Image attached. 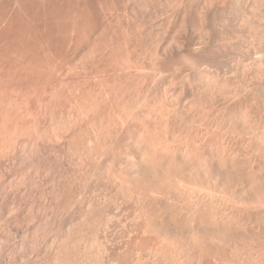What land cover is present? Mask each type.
I'll return each instance as SVG.
<instances>
[{
	"label": "rangeland",
	"instance_id": "1",
	"mask_svg": "<svg viewBox=\"0 0 264 264\" xmlns=\"http://www.w3.org/2000/svg\"><path fill=\"white\" fill-rule=\"evenodd\" d=\"M211 1H213L214 3ZM219 1L220 0H207V1L206 0H0V78H2L0 80V84H1L0 87H2L0 88V92L3 93V95L0 93V98H1L0 104H2L0 105L1 107L0 114L3 113L1 111L7 110L5 111V113L7 112L6 114L3 113V116L5 118L7 117L6 118L7 120L3 116L0 115V118H4L3 122H7V124L1 125L2 119H0V127H3V129L0 128V134H1L0 136L1 137L4 136L1 139V141L4 143L1 142L3 145L2 144L0 145L2 146V149L0 147L1 153L3 152L2 153L3 156L0 155L1 156L0 157V165H1L0 167V171H1L0 172L1 173L0 174V264H47V263H52V264H56V263L57 264L58 263L59 264H63V263L64 264L65 263L67 264H72V263L73 264H84V263L86 264H116V263L126 264L128 262H131L129 264H158V262L159 264H162L164 263L163 262L164 260H165L164 264L166 263L167 264H217V263L218 264H264V231H263L264 230V222H263L264 214L261 215L262 214L261 212L264 213V200L262 201V198H264V185H263L264 184L263 183L264 182V177H263L264 176V172H263L264 171V166H263L264 165V160H263L264 152L262 153L260 152V151H264V140H263L264 139L263 138L264 136V133H263L264 132V80H261L262 77L264 79V70L261 69V68H264V50H263L264 48L263 49L261 48L262 45L264 47V44H263L264 36H262L264 35V23H263L264 22V14H263L264 0H262L263 3L260 0H259L260 2L258 0H254V1L247 0V2L246 0H233V1L232 0H221L220 2ZM240 1H243V2H240ZM248 1L250 3L252 2L253 5L248 3ZM203 2H205L204 4L210 3L211 5L210 4L203 5L202 4ZM223 2L225 5L223 4ZM255 4L258 8L255 6ZM251 5H252V8H251ZM245 7L246 8L249 7L247 8L248 11L246 10ZM222 8L225 10H223ZM214 9L217 10V12ZM245 10L247 13L245 12ZM260 10L261 12L262 11L263 12L261 13ZM256 11L257 12L259 11V13H257ZM208 15L210 16L208 17ZM227 16L229 17V19ZM218 17L220 18L222 17L223 20H221L222 18L220 19ZM207 18L209 21L207 20ZM212 18H213V21H212ZM250 18H251V21H250L251 23L249 22ZM210 20L215 25H213ZM219 20H221L222 23ZM217 21H218V24H217ZM201 22L202 23L204 22V23L201 25ZM205 22H208V23H205ZM226 23H228L229 25ZM253 24L256 25L255 28H254L255 25ZM208 25L213 26V27L215 26L216 28L214 27L211 29V27H209ZM246 26H249L250 28L249 27L246 28ZM227 28H228V31H226ZM252 29L253 30L255 29V30L253 31ZM256 29H259V30H256ZM201 30L204 33H202ZM250 30H251V33H250ZM262 30L263 32H261ZM231 35L233 36V38ZM261 37H262V40H261ZM227 38L229 39L230 42L228 41ZM201 40L203 41L201 42ZM253 46H255V49ZM227 54L231 55L229 56V58L231 59H228ZM219 55L220 56L222 55L221 56L222 58ZM224 56H225V59H224ZM201 57L203 58V60ZM260 61L261 62L263 61V62L261 63ZM200 66H201V69H200ZM252 66L254 67V69L252 68ZM201 73L202 74L204 73V74L202 75ZM205 73H208V74H205ZM253 73L254 74L256 73V74L254 75ZM2 82L5 84V86L4 84L2 85ZM208 84L209 86L212 84L211 85L212 87L211 86L209 87ZM207 87L209 89L210 88L212 89L209 90ZM213 88L217 91H214ZM103 93H106L104 94L106 96H104ZM72 95L73 97H71ZM1 96L4 98L2 99ZM5 96L7 97L5 98ZM102 97H105L106 99L103 98L102 100ZM69 98L71 101H69ZM71 98H73L74 100ZM107 98H109L108 100L111 103L106 102L108 101ZM75 99L77 100L81 99L78 101L80 106L78 107L76 106L79 104L78 102H76L77 100ZM67 105L68 107L66 108ZM251 105L253 106L251 107ZM82 106L83 107L85 106L84 110ZM246 106L249 108H247ZM254 106L255 107L257 106V108L254 109ZM2 107L5 109H3ZM86 107H88V110ZM252 108H253L252 111L254 112H251ZM69 109L71 110L72 113L69 111ZM247 109L249 110V112L253 114L249 113L248 111H245ZM78 110L79 111L81 110L82 112L81 111L79 112ZM109 110H112L111 111L112 113L110 112L111 114H109ZM64 112H66L65 115H64ZM236 112L239 114H237ZM80 113H84L85 115L82 114L83 117H81L82 115ZM235 113L237 117L234 116ZM116 114H118V116H116ZM67 116H69V118ZM74 117L76 118V120ZM164 117L165 118L167 117V118L165 119ZM92 118H94L95 120ZM86 120L87 122L90 121L88 122L89 126L91 122L94 121V123L93 124L91 123L92 126L89 127L87 126V122L84 125ZM70 121H72V124L74 125H72ZM162 121H165L166 124H164L165 122H162ZM64 122L65 123L68 122L67 124L70 123V125H68L69 127ZM95 122L98 124V126ZM110 124H111V129H112V126H114L115 124L117 131H116L115 126L111 130L109 128ZM116 124H118V126ZM163 124L166 125L167 128L166 126H163ZM4 125H7L5 126L6 128L4 127ZM63 125L66 127H64ZM83 126H85L86 128ZM93 126H96V128ZM91 127L93 128L91 129ZM250 128H251V131H250ZM254 128L255 129L257 128V129L254 130ZM1 129L4 130L3 131L4 135L1 132L2 131ZM88 129L91 130L90 132H93L95 130L96 135H95V131L92 134L89 132ZM16 130H18L19 133H17L18 131ZM47 130L51 131V132L50 131L48 132L49 136L45 135L47 134L46 133ZM78 130L79 131L81 130V131L78 132ZM108 130H110L111 132L112 131L113 132L115 131V132L111 133L110 131L108 132ZM40 131L42 135L40 134ZM59 131L62 134L59 133ZM72 131H75L76 133ZM134 131L135 133H133ZM136 131H139V132L141 131L140 133L138 132L139 133L138 136H137ZM252 131L255 133L252 134ZM29 132H33L32 134L30 133V137L28 136ZM81 132L83 135L81 134ZM142 132H144L145 136L147 135V138H149V136L150 138L153 137L152 138L153 140L155 138L154 142L152 139L149 138L152 141L151 143H148V145L150 144L148 146L149 149L148 148L146 149V147L143 146L142 143H140L142 141H139ZM34 133L36 135H34ZM89 134L90 135L92 134L91 137L93 138L91 137L89 138ZM97 134L99 135L100 140ZM112 134H115V135H112ZM162 134L164 136H162ZM31 135L32 136L34 135L33 136L34 141H32L33 144L30 141V139L33 140ZM74 135L78 137V139H76ZM84 135L87 139L84 137ZM105 135H107V137ZM108 135L110 136L112 135V136L110 137ZM123 135H125V137H123ZM41 136L43 137L42 138L43 140H41ZM116 136H117V139L119 138V141L121 142L116 140L115 138ZM120 136H122V138H120ZM57 138H59V140ZM94 138H97L98 140ZM112 138H114L115 140ZM126 138H128L127 140H129V143L126 142L127 141L125 140ZM15 139H17V141L19 140L20 142L17 143ZM50 139L52 141L54 139V141L52 142ZM122 139L125 141H123ZM132 139H134V141ZM10 140H12V142ZM14 140L17 146V150L13 148L14 147L13 145H15V143L13 142ZM38 140L40 141V143ZM86 140L89 143L91 142V144L87 143ZM150 140H148V142ZM111 141L113 145L110 144ZM115 141H117L118 143ZM8 142H10L9 143L10 145H6L8 144ZM57 142L60 144L58 145ZM11 143H13V145ZM42 143L44 146L42 145ZM116 143L117 145L119 144L118 145L119 148L117 150L120 152H118L117 150H114L117 148V147L114 148L115 146H117ZM132 143L134 146L132 145ZM152 143L154 144L153 147H151V145H153ZM197 143L200 145H198ZM202 143L203 145H201ZM229 143H230V146H229ZM72 144H73V147H72ZM84 144H87L85 146L89 148L84 147ZM137 144L141 145V148L140 146L138 147ZM218 144H221V146ZM261 144L263 145L260 146ZM33 145L34 147H32ZM188 145H189V149L187 148ZM190 145H191V148H190ZM164 146L167 147L168 149L166 150L167 152L164 151V148H165ZM210 146H212V149L214 148L215 150L210 149L211 148ZM6 147L9 148L8 152L6 151L7 150ZM136 147L139 148V150ZM160 147L161 149H158ZM231 147L234 150H232ZM84 149L86 152L84 151ZM86 149H88V152ZM131 149L132 150L134 149V151H132ZM140 149H142L143 153H141ZM173 149L176 152L179 151L180 153L181 152L182 153L180 154L179 152H177V155H176L175 154L176 152L173 151ZM194 149L195 150L198 149L196 150L197 152ZM208 149L210 151H207ZM222 149H225V150H222ZM2 150H5L7 153ZM92 150L94 151L90 153ZM156 150L159 152L161 151L160 156H158L159 154L155 152ZM123 151H126L127 154L130 152L132 156L128 154V157H127V154H125V152ZM146 151L147 152L150 151L149 152L150 157ZM162 151L165 154H167L166 156H169V155L170 156L168 158H165V154L161 156ZM172 151L174 152V155ZM198 151L200 155L198 154ZM221 151H223V153ZM82 152H84V154ZM114 152L119 153V154H116V153L114 154ZM111 153L114 154V156ZM134 153L135 155L137 153V156L133 155ZM191 153H194L195 155ZM224 153H227L229 155L231 154L230 156H232L231 158L232 162L230 158H228L229 155L227 156V154H224ZM153 154L155 156H153ZM115 155L117 156L115 157ZM178 155L180 157H178ZM156 156L158 157V159ZM238 156H240L241 158ZM247 156L249 159L247 158ZM114 157H115V160H114ZM146 157H148L149 160H153L156 167L153 166L154 163L151 164L152 161L149 162L148 159L146 162H144L145 160L143 159L144 158L146 159ZM159 157H161L163 161ZM197 157L200 159H197ZM245 157H246V160H244ZM137 158H140V160H137ZM164 158L166 159L168 164L165 163ZM179 158L181 160H179ZM226 158L229 159L230 161H228ZM117 159L118 160L121 159V160L117 161ZM132 159L135 161H133ZM156 159L158 160V162H156L157 161ZM261 159L263 161H261ZM194 160L196 162H194L193 164ZM212 160H213V163H212ZM223 160H226V161L222 162ZM252 160H253V163H251ZM110 161H112V163ZM127 161H128V164H127ZM171 161H173V163ZM233 161L235 164L237 162L238 166L233 164ZM161 162L165 163L164 166L166 167H169L168 165H170V163H172V165L175 164V166L173 167H174V173H176V175L172 172L173 171L172 165H171L172 168L169 171L172 173H169L168 170L170 168H163L164 167L163 165L162 167H160ZM221 162L223 164H221ZM230 162L231 164H233V166L231 164L230 165L226 164ZM245 162L247 164H245L246 166L243 167L242 165H244ZM113 163L114 165L116 163L115 169H114L115 166L113 165ZM131 163L132 164L134 163L133 166ZM145 163H147L148 165ZM158 163L160 164V166H158ZM178 163L180 164L183 163V164H181L180 166H176V164ZM208 163H209V166L207 167ZM3 164L4 166H2ZM136 164L138 166L134 167ZM142 164L145 167H143ZM204 164L206 165V169L204 168ZM183 165L184 166L186 165V166L183 167ZM189 165L191 167L193 166L192 168H190L191 171L188 168L190 167ZM210 165L212 166L215 165V168L214 167L210 168ZM220 165L222 168L220 167ZM252 165H254V167ZM111 166L113 167L114 170L111 168ZM140 166L143 170L139 168ZM146 166H147V169L149 167L148 171L146 170ZM226 166L230 169L226 168ZM230 166H232V168ZM154 167L160 168V171H158L159 174L157 172L158 169H155ZM181 167H183L181 169L183 173L180 171ZM133 168L135 170H133ZM138 168H139V171L141 172L137 170L138 171V174H137L136 169ZM161 168H162V171L163 169L164 171L167 170L165 171L166 174L164 173V171L162 173ZM176 168H178L179 170H177ZM194 168L196 169L198 168V169L196 170ZM241 168L245 169V170L243 169L245 173L243 170H242L243 172L240 170ZM110 169H112L111 171L113 172H110L109 171ZM211 169L213 171L215 169V172L211 171ZM231 169H234V172ZM227 170L228 171L230 170V172H228ZM255 170H257V173ZM178 171H180L182 174L179 173ZM192 171H193V174L194 172L195 174L196 173L197 174L196 175L190 174L192 173ZM206 171H207V174H206ZM247 171L255 175L256 178L253 177L252 174L249 173L250 180H247L249 176V174L248 175L246 174L248 173ZM211 172H213L215 176L220 175V173L221 175L215 177L214 174ZM216 172L219 174H217ZM110 173L111 174L114 173L113 174L114 176L116 175L117 176L119 175V176L112 177ZM133 173H135V175ZM139 173H142V174H139ZM148 173H150L151 177L154 176V174L155 175L157 174L158 176L156 175L154 176V178L152 177V179L149 177L150 178V181H149L148 177H146ZM161 173L164 174L167 178L172 175L175 176L174 178L176 179H175L174 184H173L174 180L172 178L173 176L171 177L172 184H170L169 179L171 178H169L168 180H165V179L162 180V178H164L165 176L162 177ZM210 173L212 176L210 175ZM143 174H145L144 175L145 178L143 179H146L145 180L146 183L147 181L149 182V184L150 182L157 181L156 183L154 182L155 184L154 183L153 184L157 186V184L159 183L160 187L162 188V186L164 185L163 181H165V184H167L165 185L166 188L161 189L158 186L159 190L158 188L153 190L152 188L155 187L154 185L151 188L149 187V184L145 183L144 180L143 182L140 180V178L142 177L141 175ZM168 174H172V175L168 176ZM180 174L182 175V179H184L183 181L186 182L185 184L188 185L190 184V182L195 183L194 181L196 180H197L196 182L198 183H196L195 186L192 185L193 183H191L190 185H188L190 187L189 188L187 185H184L182 183L183 182L182 180H180L181 182L179 183V187H178L177 186L178 183L177 185L175 184L176 182H179L178 178ZM183 174L186 175V177L189 179L190 182L188 181L187 183L188 179H186V177ZM227 174H230L232 177H234L233 182H232V177L230 176L229 178ZM131 175H133V177ZM138 175H140L141 177H139ZM257 175H259L261 179ZM120 176H122L121 180L123 179V181H120L119 179ZM208 176L209 177L211 176V177L208 178ZM160 177H161V180H160ZM241 177H244L246 180ZM132 178L134 181L132 180ZM201 178L207 182V185L209 187L207 185H204L206 184V182L203 181ZM138 179L140 182L137 181ZM158 179H159V182H158ZM211 179H212V182L210 181ZM217 180H218V184L216 182ZM221 180H222V183H221ZM141 182L143 183V185H147L150 189H152L153 191L149 189L151 194L153 193V195L155 196L157 194L159 199L157 198V196L153 197V195L151 199L150 192H149L150 197H148V195L146 194V192L148 193V191L145 192V190H147L148 188H145L144 192H143V189L142 191L138 190L139 193H137L136 191L137 188L134 186L138 185ZM166 182L169 183V187H168V183ZM227 182L229 183L231 182V183L229 184ZM213 183L217 185L214 186ZM250 183H255L256 185L258 184L260 185L256 187L255 184H250ZM141 184H139L138 186L140 187V189L143 187H146V186H143V187L140 186ZM182 184L184 186H182ZM245 184L247 185L249 184L248 185L249 187ZM131 185H133L132 187H134L135 189H133ZM151 185L152 183L150 184V186ZM172 185H174L173 190H175V191L172 190V193L174 192L173 194L171 193V188H170V187H173ZM180 185L183 187V189L187 186V189H184V194L186 193L187 196L188 194L190 195V197L188 196V198H190L189 200H191L193 197L191 196L190 193L194 195V193L196 192L195 193L196 196L194 195L195 197H193L194 201L196 200L197 195H199L198 198L201 197V199L199 198L201 201L200 200L198 201L200 202V205H202L201 203L202 198L206 199V197L209 195L206 199L208 201V198H209L208 203L205 199H203L205 200L203 202L204 203L206 202V203L205 204L203 203L202 206L204 208L201 206V209H200L199 202L193 201L189 203V200L186 202L187 196L184 195L186 196L184 198L183 194L181 195L183 191H181L182 187H180ZM200 186H202L203 188V193H202ZM205 186L207 187L205 188ZM167 187L169 188V190L167 189ZM254 187L256 188V190L254 189ZM188 188L192 190V192L190 191L188 193L187 192L189 191ZM244 188L246 189L244 190ZM166 189L168 192H165ZM178 189L179 191H177ZM204 189H206V191ZM210 189L211 191H216L217 194H220V195L222 194L225 196L228 194L229 195L227 198L225 196L222 198V197H219V195H217L215 192H213V194L215 193L216 196H218V199H216L219 202L218 204L216 200L214 201V199L216 198V196H214L215 194L214 195L207 194L209 193ZM216 189H220V190H216ZM222 189L224 191H222ZM234 189L236 190L238 189L236 193L234 192ZM134 190L136 192H134ZM162 190L164 191V193ZM225 190H226V193H225ZM154 191H157V192L155 193ZM158 191H160V193ZM198 191L200 193H198ZM262 191H263V194H261ZM141 192H143V195H140ZM178 192H181V193H178ZM240 192L241 193L244 192V193L241 194ZM250 192H252V194H250ZM161 193H163L164 195L163 194L161 195ZM168 193L171 195L169 196ZM246 193L248 194L245 195ZM174 194H177V195L180 194L182 197L178 195L179 196L178 199L180 200L182 198L181 201H179L178 199L176 200L177 196L176 195L173 196ZM239 194L241 196H239ZM203 195L205 197H202ZM230 195L232 198H230ZM251 195L254 197H252ZM139 196L140 197L142 196L143 199H141L142 197L140 198ZM162 196H165V198L167 197L166 200H168L169 202L165 201L164 198H162ZM236 196L243 201H240V199H237ZM154 198L155 199L157 198V200H153ZM219 198H221L222 200L224 199L226 200L220 201L221 199L219 200ZM257 198H260L262 203ZM139 199H141L143 202L146 201L145 202L146 204L143 203ZM228 199L229 200L231 199L230 200L231 202H229ZM147 200L148 202L150 201L148 204H147ZM151 200L155 201V203L154 202L152 203ZM158 200H160V202H158ZM210 200H213L215 202L214 204H216L217 206L218 205L220 206L224 203H225L224 204L225 206L222 205L224 207L220 206L221 207L220 208V207H217L216 205H213L212 207L211 206L212 201L210 202ZM163 201H165L166 204L168 203L171 207L167 206L168 204L167 205L165 204L166 206L163 205L165 203ZM177 201H179L178 203L180 205L177 203ZM236 201L239 203L233 204V203H236ZM254 201L256 202L255 204H253ZM257 201H260V202H257ZM209 202L211 205L209 204ZM161 203H163L162 205L165 209L169 207V209L171 208L173 209L172 211L174 210L176 211L177 209L179 210H177V213H175V211L173 212L175 213V215L172 212H171L172 214L169 212L171 215L169 213L167 214L166 211H171V210L169 209L165 210L163 207H161L162 206L160 205ZM195 203L196 205L198 203V208L200 209V211L199 209L197 211L199 213L202 211V216L206 214L204 218H201L202 217L201 216L198 220V217L200 214L197 211H195L196 209H193L196 206ZM240 203L243 205V207L245 206L244 203L246 204V206L243 208ZM258 203L259 204L261 203L263 210L261 209L260 206H258L259 205ZM138 204H141V205L139 206ZM153 204H155L156 206L153 207ZM232 204H233V207H231ZM256 204H258L257 207H256ZM85 205L86 207H84ZM95 205L97 207H100L101 210L97 208ZM144 205H146L148 209ZM159 205L161 208H163L162 210L159 209L160 208L158 207ZM174 205L175 206L178 205V206L175 207ZM208 205H210L211 208L208 207ZM247 205H248V208L249 206L251 207V209L250 208L249 209L254 213H251V211L247 208ZM189 206H190V209L192 208L191 206H194L192 208L194 210V211L192 210V213H195L194 214L195 216L192 215L191 210L189 209ZM215 206L216 208H214ZM149 207L150 208L152 207L151 208L152 211L154 210L155 211L152 213ZM234 207L237 210V213H236V210H233V211L231 210V208L234 209ZM83 208H87V209H83ZM145 208L147 210H144ZM174 208H177V209H174ZM180 208L182 209L184 208V209L182 210ZM206 208H207V212L208 210H211V209L217 212L219 208L223 210V211L221 210L220 212L222 213L224 211L225 212L223 215L218 214L219 212H217V214L219 215L218 216L216 212L210 211L208 212V215H209L208 216L207 213H205ZM82 209L85 214L83 213ZM188 210H190L191 214L189 213ZM241 210L243 211L246 210V211L243 213V211ZM259 210H262V211L259 212ZM88 211H90L89 214H87ZM93 211L97 214V216L94 215ZM182 211H184L185 213ZM99 212L101 213V215H99ZM161 212H164L165 215L164 213L160 215ZM211 212L213 215H211ZM258 212L261 213L260 214L261 217H259L260 215ZM151 213L152 215H149ZM226 213L227 215H225ZM228 213L230 214V216ZM92 214L93 216H91ZM184 214H186V216ZM105 215L108 216L109 218L107 219ZM140 215H142V217ZM173 215L174 216L178 215L176 216L178 217V219L174 217ZM196 215L198 216L197 218H196ZM220 215H222L221 216L222 219L217 218V216L220 217ZM85 216L86 217L89 216L88 220ZM165 216H167L168 218ZM226 216H228L229 219ZM91 217L95 218V222L93 218ZM146 217L148 219L153 218V220H148ZM161 217H162V220H159V218L161 219ZM187 217L191 219L190 220L191 222H189V224L187 223L188 222ZM223 217H226V218L223 219ZM77 218H80V220H78ZM141 218L142 219L144 218V219L142 220ZM165 218H166V221H165ZM184 218L187 222L184 220ZM139 219H141V221ZM163 219H164V222H163ZM215 219L217 220L218 223L215 222L216 221ZM218 219L219 220L221 219L223 221V222L221 221L222 224L219 222ZM249 219H251V221ZM102 220L104 223L106 222L107 224H109L110 222V224L107 225L105 223L103 225ZM137 220L139 221L137 222ZM147 220L149 222H147ZM177 220H179L180 222ZM194 220L198 221L197 223L195 221L196 225L194 224ZM201 220H203L204 222ZM81 221L84 223H82ZM158 221L159 222L161 221L160 223L162 224H160ZM174 221L175 223H173ZM229 221H231V225ZM234 221L236 223H234ZM237 221L240 224H238ZM90 222H93L95 224L97 223L98 225L96 224L97 226H93V223H90ZM134 223H135V226L133 225ZM148 223L149 225H152L150 226L152 228L148 227L147 225ZM214 223L216 224L213 225L212 227V224ZM219 223L221 224L222 227H220ZM249 223H251V225ZM85 224L88 226L83 227L85 226ZM192 224H193V229H194V225L196 226L195 230L191 228ZM237 224L241 226H238ZM141 225L142 227L143 226L145 227V230H144V227L143 228L141 227ZM228 225L230 227L229 229L231 230L228 229ZM243 225L246 229L243 227ZM254 225L255 226L257 225L258 227L256 226L257 227L256 228ZM78 226H80L83 229L81 230V228ZM162 226L163 227L165 226V228H163ZM198 226L199 228H197ZM236 226L242 230L245 229L242 232L243 234L238 232L239 234L236 235L237 231H240V232L242 231L239 228H236ZM133 227L134 228L136 227V229H134ZM154 227L156 230L154 229ZM167 227L168 229H166ZM216 227H219V228H216ZM251 227L254 228L255 231H253ZM141 228L143 232L145 231L144 233L141 231ZM189 228L192 229V230L190 229V231H194L193 232L194 234H196L197 232H203V231L205 233L203 232L204 234L197 233L198 235L197 234L192 235L193 233L188 230ZM200 228L203 230L201 231ZM226 228H227V231H226ZM93 229L94 230L96 229V230L94 231ZM206 229H208L209 231ZM157 230H158V233H156ZM213 230H215L216 232H214ZM148 231L150 233H148ZM177 231H180V232H177ZM206 231L208 232V235L211 233V231L214 232V234L216 233V236L219 237L217 238L215 236L218 239V241L220 238L222 239L223 236L225 237V239H222V240L220 239L221 242L216 241L219 243V246L217 243L215 244L218 247V248L216 247L217 249L215 248V246H213L214 245L213 244L211 245V247L212 246L213 247L210 250H208L210 248L209 247L210 243L212 244V242L208 243L209 246L206 243L209 240L215 241L217 239L213 238L214 235L212 234L208 236ZM232 231L234 232L235 235L233 234ZM256 231H260L263 234L258 233ZM136 232L139 236L137 234L135 235ZM167 232H170V234ZM218 232L224 233V234H221L222 237L219 235ZM97 233H99V235ZM162 233L163 235H161ZM200 234L203 235L202 237H205V235L207 236L205 237V239L202 238L201 240ZM226 234L227 235L233 234L234 236H236V238H234L233 236L227 237L225 236ZM246 234H249L247 235L248 237L245 236ZM78 235H79V238H78ZM143 235H146V236L143 237ZM136 236L143 238L142 241H140L141 238L138 239V237ZM149 236L151 237L150 240L152 243H154V246L151 242L148 243V241H150ZM152 236L153 238L154 237L155 238L153 239ZM168 236L169 238L171 236V238L169 239ZM173 236L176 238L178 236L177 242H176V238L174 239ZM183 236H185L184 237L185 239H183ZM190 236L193 237L194 242L191 240ZM255 236H257V238ZM158 237H159V240H158ZM144 238H147L148 241L147 239H144ZM199 238L200 240H198ZM136 239H138V241ZM227 239H228L227 243L229 242L230 244L226 243ZM257 239L259 241L258 243H257ZM70 240L72 243L70 242ZM112 240H115V242L114 241L112 242ZM123 240L127 242V244H125ZM167 240L168 242H171V244L169 243L171 246L167 244L168 243ZM58 241L60 245L58 244ZM78 241H79V244H77ZM156 241H157V244L160 246L156 244ZM161 241H162V244H161ZM189 241H192L194 244L190 243ZM200 241H203L205 245H207L208 247L206 246V249H205V245L202 246L203 242L201 244ZM73 243H75L76 245ZM112 243L114 244V246L112 245ZM128 243L129 244L131 243V244L129 245ZM178 243L179 244L182 243V244L179 245ZM189 243H190V246H189ZM197 243L199 244L197 248H200V245H201L200 250L202 249V251L198 249H196L198 251H195L194 247L197 246ZM220 243H222L223 245L225 243L227 244L226 246L225 245L222 246V247H225L224 248L225 250L222 247H220V245H222ZM251 243H254V245ZM141 244H144V246ZM145 244L147 246L151 245V247H149L148 249L147 246H146L147 248L145 247ZM172 244L176 245L177 247ZM186 244L188 245V247L185 246ZM256 244L259 247L260 246L261 247L258 248ZM61 245L63 246L61 247ZM156 245L160 249H158ZM162 245L166 247V249L162 247ZM119 246L121 247V249ZM128 246H129V249H128ZM133 246L134 247L136 246L138 248L135 247L136 249L135 248L133 249ZM254 246L257 248H255ZM123 247L125 248L123 249ZM143 247L147 249L148 253H146L147 251L144 250ZM161 247L164 249L163 251ZM171 247H173L175 250H173V248ZM229 247L231 248V250ZM102 248L106 251L108 248L109 249L106 252ZM151 248L153 249L155 248L156 250H159V251L161 250V252L159 253V251H156L155 249H154L155 252H153L152 251L153 249ZM167 248L169 249L167 250ZM213 248H215L214 249L215 251L217 250L215 253H212L214 251ZM247 248L249 249V251ZM254 248L258 250L255 251ZM62 249H63L62 251L63 253L60 252ZM101 249L103 250V252ZM237 249H240V252ZM131 250H133V252ZM136 250H139V251H136ZM211 250L212 252L210 254L211 255L213 254L212 255L213 257L210 254L208 255L209 251ZM222 251L225 255H223ZM57 252H59L61 255L59 253L58 254L60 256L57 255ZM193 252L195 254L197 253L198 255L197 254L195 255ZM149 253L151 254L149 255ZM68 255L69 257H67ZM84 255H86L87 257ZM134 255L138 257L135 256L136 258L134 259ZM146 255H148L149 257ZM158 255L159 256L162 255L161 256L162 258L161 259L158 258ZM81 256H84V257H81ZM118 256L119 258L121 257L120 259L122 260H120ZM199 256H200V260H199ZM205 256L207 259L205 258ZM208 256H210L211 259L213 258L212 262L209 261L211 259ZM52 257L54 258L52 259ZM218 257H221V258H218ZM78 258H81V259L79 260ZM148 258L150 259V261L147 262ZM67 259L69 260V262ZM113 260H114V263H113ZM117 260L119 263L117 262ZM160 260L162 262H160Z\"/></svg>",
	"mask_w": 264,
	"mask_h": 264
},
{
	"label": "bare ground",
	"instance_id": "2",
	"mask_svg": "<svg viewBox=\"0 0 264 264\" xmlns=\"http://www.w3.org/2000/svg\"><path fill=\"white\" fill-rule=\"evenodd\" d=\"M206 1H207V0H206ZM220 1H221V0H220ZM220 1H219V2H220ZM232 1H233V0H232ZM253 1H254V0H253ZM258 1H259V0H258ZM260 1H262V0H260ZM260 1H259V2H260ZM208 2H209V1H208ZM211 2H213V1H211ZM219 2H218V3H219ZM229 2H230V1H229ZM229 2H228V3H229ZM240 2H243V1H240ZM244 2H245V1H244ZM246 2H247V0H246ZM256 2H257V1H256ZM256 2H255V3H256ZM204 3H205V2H203L202 4H203V5H207V4H208V3H206V4H204ZM213 3H214V2H213ZM238 3H239V1H238ZM248 3H250V2L248 1ZM262 3H263V1H262ZM209 4H210V3H209ZM209 4H208V5H209ZM215 4H217V3H215ZM223 4H224V2H223ZM241 4H242V3H241ZM246 4H247V3H246ZM250 4H252V2H251ZM259 4H260V3H259ZM210 5H211V4H210ZM212 5H213V4H212ZM219 5H220V4H219ZM221 5H222V4H221ZM224 5H225V4H224ZM224 5H223V6H224ZM252 5H253V4H252ZM252 5H251V8H252ZM201 6H202V5H201ZM217 6H218V5H217ZM223 6H221V7H223ZM242 6H243V5H242ZM244 6H245V5H244ZM249 6H250V5H249ZM255 6H256V4H255ZM226 7H227V6H226ZM256 7H257V6H256ZM256 7H255V8H256ZM261 7H262V6H261ZM245 8H246V7H245ZM245 8H244V9H245ZM247 8H249V7H247ZM247 8H246V10H247ZM257 8H258V7H257ZM259 8H260V7H259ZM216 9H218V8H216ZM219 9H220V7H219ZM222 9H223V8H222ZM222 9H221V10H222ZM228 9H229V8H228ZM202 10H203V9H202ZM212 10H213V8H212ZM212 10H211V11H212ZM214 10H215V9H214ZM223 10H225V9H223ZM240 10H241V8H240ZM246 10H245V12H246ZM257 10H258V9H257ZM263 10H264V9H263ZM206 11H208V10H206ZM215 11L217 12V10H215ZM215 11H214V12H215ZM247 11H248V10H247ZM251 11H252V10H251ZM200 12H201V10H200ZM212 12H213V11H212ZM218 12H219V11H218ZM241 12H242V10H241ZM245 12H244V13H245ZM253 12H254V11H253ZM253 12H251V13H253ZM256 12H257V11H256ZM260 12H261V10H260ZM262 12H263V11H262ZM262 12H261V13H262ZM207 13H208V12H207ZM222 13H223V12H222ZM225 13H226V12H225ZM246 13H247V12H246ZM248 13H249V12H248ZM257 13H259V11H258ZM211 14H212V13H211ZM211 14H210V15H211ZM263 14H264V12H263ZM210 15H208V17H209ZM214 15H215V14H214ZM214 15H213V16H214ZM217 15H218V14H217ZM224 15H225V14H224ZM224 15H223V16H224ZM251 15H252V14H251ZM201 16H202V15H201ZM211 16H212V15H211ZM219 16H220V15H219ZM223 16H222V17H223ZM244 16H245V14H244ZM256 16H257V15H256ZM203 17H204V16H203ZM222 17H221V18H222ZM227 17H228V16H227ZM246 17H248V16H246ZM261 17H263V16H261ZM215 18H216V17H215ZM218 18H220V17H218ZM221 18H220V19H221ZM225 18H226V17H225ZM225 18H224V19H225ZM230 18H231V16H230ZM243 18H244V17H243ZM243 18H242V19H243ZM205 19H206V18H205ZM210 19H211V17H210ZM228 19H229V17H228ZM255 19H256V18H255ZM260 19H261V18H260ZM207 20H208V18H207ZM216 20H217V19H216ZM221 20H223V18H222ZM221 20H219V21H221ZM234 20H236V19H234ZM245 20H246V19H245ZM208 21H209V20H208ZM210 21H211V20H210ZM212 21H213V18H212ZM212 21H211V22H212ZM224 21H225V20H224ZM226 21H227V20H226ZM242 21H243V20H242ZM247 21H248V20H247ZM250 21H251V18H250L249 22H250ZM240 22H241V21H240ZM255 22H256V21H255ZM255 22H254V23H255ZM261 22H262V21H261ZM203 23H204V22H203ZM203 23L201 22V25H202ZM205 23H208V22H205ZM221 23H222V21H221ZM229 23H230V22H229ZM234 23H235V22H234ZM250 23H251V22H250ZM250 23H249V24H250ZM263 23H264V22H263ZM209 24H210V23H209ZM212 24H213V22H212ZM217 24H218V21H217ZM226 24H228V23H226ZM242 24H243V23H242ZM244 24H245V23H244ZM213 25H215V24H213ZM221 25H222V24H221ZM228 25H229V24H228ZM253 25H255V24H253ZM258 25H259V24H258ZM208 26H209V25H208ZM208 26H206V27H208ZM225 26H226V25H225ZM231 26H232V25H231ZM209 27H211V29H212V28H214L215 26H214V27H213V26H209ZM247 27H249V26H246V28H247ZM250 27H251V25H250ZM250 27H249V28H250ZM255 27H256V25L254 26V28H255ZM258 27H259V26H258ZM262 27H263V25H262ZM215 28H216V27H215ZM208 29H209V28H208ZM211 29H210V30H211ZM238 29H239V28H238ZM244 29H245V28H244ZM262 29H263V28H262ZM224 30H225V29H224ZM252 30H253V29H252ZM254 30H255V29H254ZM254 30H253V31H254ZM256 30H259V29H256ZM260 30H261V29H260ZM205 31H207V30H205ZM208 31H209V30H208ZM215 31H216V30H215ZM226 31H228V28H227ZM240 31H241V30H240ZM201 32H202V30H201ZM209 32H210V31H209ZM243 32H244V31H243ZM261 32H263V30H262ZM202 33H204V32H202ZM225 33H226V32H225ZM247 33H248V32H247ZM250 33H251V30H250ZM259 33H260V31H259ZM227 34H228V33H227ZM257 34H258V32H257ZM261 34H262V33H261ZM261 34H260V35H261ZM208 35H209V34H208ZM250 35H251V34H250ZM204 36H205V35H204ZM231 36H232V35H231ZM262 36H264V35H262ZM201 37H202V36H201ZM206 38H207V37H206ZM222 38H223V37H222ZM232 38H233V36H232ZM258 38H259V37H258ZM203 39H204V38H203ZM207 39H208V38H207ZM207 39H206V40H207ZM227 39H228V38H227ZM206 40H205V41H206ZM222 40H223V39H222ZM222 40H221V41H222ZM258 40H259V39H258ZM261 40H262V37H261ZM202 41H203V40H201V42H202ZM226 41H227V40H226ZM228 41H229V39H228ZM259 41H260V40H259ZM263 41H264V40H263ZM224 42H225V41H224ZM229 42H230V41H229ZM229 42H228V43H229ZM254 42H255V41H254ZM254 42H253V43H254ZM203 43H204V42H203ZM253 43H252V44H253ZM259 43H260V42H259ZM261 43H262V42H261ZM263 44H264V43H263ZM255 45H256V44H255ZM253 47H254V49H255V46H253ZM261 48H262V49L264 48L263 45H262ZM263 50H264V49H263ZM263 50H262V51H263ZM226 51H227V50H226ZM225 53H227V52H225ZM229 54H230V53H229ZM229 54H227V55H228V59H231V58H229V56H231V55H229ZM222 55H223V54H222ZM222 55H221V56H222ZM224 55H226V54H224ZM248 55H249V53H248ZM219 56H220V55H219ZM221 56H220V57H221ZM201 58H202V57H201ZM221 58H222V57H221ZM224 59H225V56H224ZM199 60H201V59H199ZM199 60H198V61H199ZM202 60H203V58H202ZM257 61H258V60H257ZM203 62H204V61H203ZM258 62H259V61H258ZM260 62H261V61H260ZM262 62H263V61H262ZM262 62H261V63H262ZM201 63H202V62H201ZM255 63H256V62H255ZM255 63H254V64H255ZM254 64H253V65H254ZM199 65H200V64H199ZM254 66H255V65H254ZM256 67H257V66H256ZM256 67H255V68H256ZM259 67H260V66H259ZM252 68L254 69L253 66H252ZM200 69H201V66H200ZM257 69H258V68H257ZM261 69L264 70V68H261ZM198 70H199V68H198ZM204 72H205V71H204ZM207 72H209V71H207ZM256 72H257V70H256ZM260 72H261V71H260ZM2 73H3V72H2ZM198 73H199V72H198ZM262 73H263V72H262ZM201 74H202V73H201ZM203 74H204V73H203ZM203 74H202V75H203ZM205 74H208V73H205ZM243 74H244V73H243ZM253 74H254V73H253ZM255 74H256V73H255ZM255 74H254V75H255ZM259 74H261V73H259ZM1 76H2V75H1ZM21 76H22V74H21ZM260 76H261V75H260ZM22 78H23V76H22ZM24 78H26V77H24ZM1 79H2V78H0V80H1ZM261 80H264L263 77L261 78ZM212 83H213V82H212ZM215 83H216V82H215ZM261 83H262V82H261ZM3 84H4V83L2 82V85H3ZM211 85H212V84H211ZM211 85H210V86H211ZM213 85H214V84H213ZM221 85H222V84H221ZM0 86H1V84H0ZM4 86H5V84H4ZM208 86H209V84H208ZM210 86H209V87H210ZM216 86H217V84H216ZM261 86H262V85H261ZM211 87H212V86H211ZM221 87H222V86H221ZM224 87H225V86H224ZM0 88H2V87H0ZM207 88H208V87H207ZM214 88H215V87H214ZM214 88H213V89H214ZM216 88H217V87H216ZM208 89H209V88H208ZM210 89H212V88H210ZM210 89H209V90H210ZM65 90H66V89H65ZM219 90H220V89H219ZM211 91H212V90H211ZM214 91H217V90L214 89ZM222 91H223V90H222ZM2 92H3V91H2ZM218 92H219V91H218ZM0 93H1V92H0ZM211 93H213V92H211ZM1 94L3 95V93H1ZM104 94H106V93H103V95H104ZM214 94H215V93H214ZM4 95H5V94H4ZM74 95H75V93H74ZM79 96H80V95H79ZM104 96H106V95H104ZM212 96H213V95H212ZM214 96H215V95H214ZM1 97H2V96H1ZM6 97H7V96H5V98H6ZM71 97H73V95H72ZM75 97H76V95H75ZM107 97H109V96H107ZM3 98H4V97H2V99H3ZM78 98H79V97H78ZM103 98H105V97H102V100H103ZM71 99H73V98H71ZM105 99H106V98H105ZM108 99H109V98H107V100H108ZM73 100H74V99H73ZM75 100H77V99H75ZM79 100H81V99H78L76 102H78ZM0 101H1V98H0ZM2 101H3V100H2ZM69 101H71L70 98H69ZM69 101H68V102H69ZM4 102H5V101H4ZM72 102H73V101H72ZM83 102H84V101H83ZM106 102H110V101L108 100V101H106ZM69 103H70V102H69ZM73 103H74V102H73ZM84 103H85V102H84ZM103 103H104V102H103ZM110 103H111V102H110ZM110 103H108V104H110ZM70 104H71V103H70ZM78 104H79V102H78ZM81 104H82V103H81ZM85 104H86V103H85ZM0 105H2V104H0ZM3 105H4V104H3ZM73 105H74V104H73ZM249 105H250V104H249ZM5 106H6V105H5ZM5 106H4V107H5ZM76 106L78 107V106H80V104H79V105H76ZM86 106H87V105H86ZM252 106H253V105H251V107H252ZM67 107H68V105L66 106V108H67ZM77 107H76V108H77ZM82 107H83V106H82ZM84 107H85V106H84ZM84 107H83V110H84ZM89 107H90V106H89ZM243 107H244V106H243ZM246 107H247V106H246ZM251 107H250V108H251ZM0 108H1V107H0ZM2 108H3V107H2ZM86 108H87V110H88V107H86ZM90 108H91V107H90ZM240 108H241V107H240ZM247 108H249V107H247ZM256 108H257V106H256V107L254 106V109H256ZM3 109H5V108H3ZM3 109H2V110H3ZM71 109H72V108H71ZM78 109H80V108H78ZM112 109H113V108H112ZM0 110H1V109H0ZM66 110H67V109H66ZM72 110H73V109H72ZM74 110H75V109H74ZM252 110H253V108L251 109V112H254V111H252ZM5 111H7V110L1 111V112L5 113ZM64 111H65V110H64ZM69 111L71 112L70 109H69ZM76 111H77V110H76ZM78 111H79V110H78ZM80 111H81V110H80ZM80 111H79V112H80ZM91 111H92V110H91ZM111 111H112V110H109V114L112 113ZM143 111H144V110H143ZM143 111H142V112H143ZM147 111H148V110H147ZM236 111H237V110H236ZM238 111H239V110H238ZM245 111H248V112H249L248 109L245 110ZM79 112H78V113H79ZM81 112H82V111H81ZM86 112H87V111H86ZM110 112H111V113H110ZM144 112H145V111H144ZM148 112H149V111H148ZM251 112H249V113H251ZM255 112H256V111H255ZM3 113L0 114V115L3 116ZM6 113H7V112H6ZM6 113H5V114H6ZM71 113H72V112H71ZM115 113H116V112H115ZM236 113H237V112H236ZM236 113H235L234 116H236ZM242 113H243V112H242ZM65 114H66V112H64V115H65ZM75 114H76V113H75ZM80 114L82 115V114H84V113H80ZM149 114H150V113H149ZM237 114H239V113H237ZM244 114H245V113H244ZM251 114H253V113H251ZM255 114H257V113H255ZM84 115H85V114H84ZM247 115H248V113H247ZM69 116H70V115H69ZM69 116H67V117L69 118ZM114 116H115V115H114ZM116 116H118V114H116ZM166 116H167V115H166ZM238 116H239V115H238ZM252 116H254V115H252ZM3 117H4V116H3ZM81 117H83V115H82ZM119 117H120V116H119ZM236 117H237V116H236ZM4 118H5V117H4ZM4 118H0V119H2V120H1V121H2V124H1V125H3V124H7V122H3V119H4ZM6 118H7V117H6ZM6 118H5V119H6ZM68 118H67V119H68ZM74 118H75V117H74ZM94 118H95V117H94ZM94 118H92V119H94ZM164 118H165V117H164ZM164 118H163V119H164ZM166 118H167V117H166ZM166 118H165V119H166ZM239 118H240V117H239ZM244 118H245V116H244ZM256 118H257V117H256ZM118 119H120V118H118ZM118 119H116V120H118ZM6 120H7V119H6ZM68 120H69V119H68ZM71 120H72V119H71ZM75 120H76V118H75ZM77 120H78V119H77ZM89 120H91V119H89ZM94 120H95V119H94ZM156 120H157V119H156ZM255 120H256V119H255ZM66 121H67V120H66ZM73 121H74V120H73ZM81 121H82V120H81ZM81 121H80V122H81ZM83 121H84V120H83ZM241 121H242V120H241ZM247 121H248V120H247ZM249 121H250V120H249ZM251 121H252V120H251ZM257 121H258V119H257ZM70 122H71V124H72V121H70ZM86 122H87V120L85 121L84 125L86 124ZM88 122H90V121H88ZM88 122H87V126H89V125H88ZM162 122H165V121H162ZM238 122H239V121H238ZM64 123H65V122H64ZM67 123H68V122H67ZM67 123H65V124H67ZM74 123H75V122H74ZM77 123H78V122H77ZM77 123H76V124H77ZM91 123L93 124L94 121L91 122ZM91 123H90V126H92ZM95 123H96V122H95ZM114 123H116V122H114ZM65 124H64V125H65ZM82 124H83V123H82ZM96 124H97V123H96ZM119 124H120V123H119ZM164 124H166V122H165ZM164 124H163V126H166V125H164ZM240 124H241V123H240ZM244 124H245V123H244ZM252 124H253V123H252ZM256 124H258V123H256ZM256 124H255V125H256ZM64 125H63V126H64ZM68 125H70V123L67 124V126H68ZM72 125H74V124H72ZM72 125H71V126H72ZM116 125L118 126V124H116ZM255 125H254V127H255ZM5 126H7V125H4V127H5ZM77 126H78V125H77ZM80 126H81V125H80ZM90 126H89V127H90ZM97 126H98V124H97ZM114 126H115V124H114ZM114 126H112V129L114 128ZM140 126H141V125H140ZM142 126H143V125H142ZM146 126H147V125H146ZM233 126H234V125H233ZM233 126H232V127H233ZM242 126H243V125H242ZM244 126H245V125H244ZM258 126H259V125H258ZM39 127H40V126H39ZM64 127H66V126H64ZM68 127H69V126H68ZM83 127H85V126H83ZM93 127L96 128V126H93ZM93 127H91V129H92ZM119 127H120V126H119ZM119 127H118V128H119ZM143 127H144V126H143ZM143 127H142V128H143ZM234 127H235V126H234ZM252 127H253V126H252ZM0 128L3 129V127H0ZM5 128H6V127H5ZM5 128H4V129H5ZM36 128H38V127H36ZM50 128H51V127H50ZM81 128H82V127H81ZM85 128H86V127H85ZM95 128H94V129H95ZM97 128H99V127H97ZM109 128L111 129V124H110ZM115 128H116V126H115ZM136 128H137V127H136ZM144 128H145V127H144ZM148 128H149V127H148ZM166 128H167V126H166ZM244 128H245V127H244ZM257 128H258V127H257ZM257 128H256V129H257ZM2 129H1V130H2ZM39 129H40V128H39ZM51 129H52V128H51ZM62 129H63V128H62ZM66 129H67V128H66ZM72 129H73V127H72ZM78 129H79V127H78ZM83 129H84V128H83ZM89 129H90V128H89ZM89 129H88V130H89ZM112 129H111V130H112ZM146 129H147V128H146ZM232 129H233V128H232ZM234 129H235V128H234ZM241 129H242V128H241ZM256 129L254 128V130H256ZM258 129H259V128H258ZM37 130H38V129H37ZM43 130H44V129H43ZM52 130H53V129H52ZM81 130H82V129H81ZM81 130H80V131H81ZM86 130H87V129H86ZM95 130H96V129H95ZM95 130H94V131H95ZM98 130H99V129H98ZM114 130H115V129H114ZM120 130H121V129H120ZM120 130H119V131H120ZM137 130H139V129H137ZM140 130H141V129H140ZM142 130H143V129H142ZM144 130H145V129H144ZM148 130H149V129H148ZM237 130H238V129H237ZM242 130H243V129H242ZM247 130H248V129H247ZM3 131H4V130H2L1 132H2L3 135H4V132H3ZM16 131H18V130H16ZM30 131H32V130H30ZM49 131H50V130H49ZM49 131H48V130H47V132L45 131V132L47 133V134H45V135H48V136H49V134H48ZM62 131H63V130H62ZM66 131H67V130H66ZM80 131L78 130V132H80ZM90 131H91V130H89V132H90ZM94 131H93V132H94ZM109 131H110V130H108V132H109ZM116 131H117V128H116ZM146 131H147V130H146ZM150 131H151V130H150ZM229 131H230V129H229ZM250 131H251V128H250ZM50 132H51V131H50ZM53 132H54V131H53ZM72 132L76 133L75 131H72ZM87 132H88V131H87ZM87 132H86V133H87ZM93 132H90V133L93 134ZM106 132H107V131H106ZM110 132H111V131H110ZM112 132H113V131H112ZM112 132H111V133H112ZM114 132H115V131H114ZM114 132H113V133H114ZM120 132H121V131H120ZM136 132H137V136H138L139 133H140L141 131H140V132H139V131H136ZM138 132H139V133H138ZM231 132H232V131H231ZM233 132H234V131H233ZM259 132H261V131H259ZM17 133H19V131H18ZM30 133L32 134L33 132H29V135H28L29 137H30ZM43 133H44V132H43ZM59 133H61V132L59 131ZM84 133H85V132H84ZM100 133H101V132H100ZM116 133H118V132H116ZM133 133H135V131H134ZM234 133H235V132H234ZM253 133H255V132L252 131V134H253ZM263 133H264V132H263ZM15 134H16V132H15ZM38 134H39V132H38ZM40 134L42 135L41 131H40ZM51 134H52V133H51ZM55 134H56V132H55ZM57 134H58V133H57ZM61 134H62V133H61ZM61 134H60V135H61ZM78 134H79V133H78ZM81 134H82V132H81ZM81 134H80V135H81ZM92 134H91V135H92ZM119 134H120V133H119ZM119 134H118V135H119ZM165 134H166V132H165ZM260 134H261V133H260ZM0 135H1V134H0ZM34 135H36V134L34 133ZM34 135H33V136H34ZM72 135H73V134H72ZM75 135H76V134H75ZM75 135H74V136H75ZM82 135H83V134H82ZM85 135H86V134H85ZM85 135H84V137H85ZM91 135L89 134V138L91 137ZM95 135H96V131H95ZM95 135H94V136H95ZM97 135H98V134H97ZM100 135H101V134H100ZM112 135H115V134H112ZM112 135H111V136H112ZM116 135H117V134H116ZM121 135H122V133H121ZM134 135H135V134H134ZM31 136H32V135H31ZM33 136H32V139H33ZM37 136H38V135H37ZM37 136H36V137H37ZM39 136H40V135H39ZM53 136H55V135H53ZM61 136H62V135H61ZM74 136H73V137H74ZM105 136L107 137V135H105ZM108 136H110V135H108ZM111 136H110V137H111ZM127 136H128V135H127ZM127 136H126V137H127ZM148 136H149V134H148ZM152 136H153V134H152ZM154 136H155V135H154ZM162 136H164V135L162 134ZM165 136H167V135H165ZM260 136H261V135H260ZM0 137H1V136H0ZM3 137H4V136H3ZM3 137L0 138V145H1L2 143H4V142L1 141V139H2ZM18 137H19V136H18ZM44 137H45V136H44ZM46 137H47V136H46ZM58 137H59V136H58ZM81 137H82V136H81ZM81 137H79V138H81ZM95 137H96V136H95ZM123 137H125V135H123ZM128 137H129V136H128ZM132 137H133V135H132ZM34 138H35V137H34ZM42 138H43V137L41 136V140H43ZM49 138H50V137H49ZM53 138H54V137H53ZM55 138H56V137H55ZM75 138L78 139V137H76V136H75ZM75 138H74V139H75ZM85 138H86V137H85ZM91 138H93V137H91ZM98 138H99V140H100L99 135H98ZM115 138H116V140L119 141V138L117 139V136H116ZM120 138H122V136H120ZM134 138H135V137H134ZM146 138H147V135L145 136L144 132L141 133V137H140V139H142V140H140L139 137H138L139 141H142V142H140V143H142V145L145 146L146 149H147V148L149 149L148 146H149L150 144L148 145V143H151V142H152L150 139H152L153 137L150 138V136H149L150 139L147 138V140H146ZM161 138H163V137H161ZM263 138H264V136H263ZM5 139H6V138H5ZM5 139H4V140H5ZM29 139H30V138H29ZM29 139H27V140H29ZM37 139H38V138H37ZM51 139H52V138H51ZM51 139H50V140H51ZM57 139L59 140V138H57ZM71 139H72V137H71ZM76 139H75V140H76ZM86 139H87V138H86ZM94 139H97V138H94ZM112 139H114V138H112ZM127 139H128V138H126L125 140H127ZM164 139H165V137H164ZM260 139H261V138H260ZM12 140H13V139H12ZM12 140H10V141L12 142ZM15 140L17 141V139H15ZM15 140L13 141L14 143H15ZM50 140H49V141H50ZM97 140H98V139H97ZM110 140H111V139H110ZM114 140H115V139H114ZM122 140H123V139H122ZM125 140H123V141H125ZM132 140L134 141V139H132ZM148 140H150V141L148 142ZM152 140H153V139H152ZM154 140H155V138H154ZM154 140H153V142H154ZM157 140H158V139H157ZM161 140H162V139H161ZM166 140H167V139H166ZM203 140H204V139H203ZM263 140H264V139H263ZM263 140H261V141H263ZM30 141H31V143H32V141H34V139H33V140L30 139ZM38 141H39V140H38ZM47 141H48V140H47ZM51 141H52V140H51ZM53 141H54V139H53ZM53 141H52V142H53ZM73 141H74V140H73ZM86 141H87V140H86ZM89 141H90V139H89ZM91 141H92V140H91ZM95 141H96V140H95ZM133 141H132V142H133ZM137 141H138V140H137ZM139 141H138V142H139ZM1 142H2V143H1ZM18 142H20V141L18 140L17 143H18ZM27 142H28V141H27ZM42 142H43V141H42ZM52 142H51V143H52ZM55 142H56V141H55ZM58 142H59V141H58ZM58 142H57V143H58ZM71 142H72V141H71ZM93 142H94V140H93ZM115 142H117V141H115ZM119 142H121V141H119ZM126 142L129 143V140H127ZM130 142H131V140H130ZM160 142H161V141H160ZM199 142H200V141H199ZM259 142H260V140H259ZM5 143H6V141H5ZM9 143H10V142H8V144H6V145H10ZM39 143H40V141H39ZM39 143H37V144H39ZM46 143H47V142H46ZM74 143H75V142H74ZM74 143H73V144H74ZM87 143H89V142L87 141ZM113 143H114V142H113ZM117 143H118V142H117ZM117 143H116V145H117ZM134 143H135V142H134ZM155 143H156V142H155ZM158 143H159V142H158ZM200 143H201V142H200ZM204 143H205V142H204ZM208 143H209V142H208ZM261 143H262V142H261ZM11 144L13 145V143H11ZM32 144H33V143H32ZM32 144H31V145H32ZM59 144H60V143H58V145H59ZM73 144H72V147H73ZM75 144H76V143H75ZM89 144H91V142H90ZM89 144H88V145H89ZM93 144H94V143H93ZM110 144H112V141L110 142ZM138 144H139V143H138ZM138 144H137V145H138ZM152 144H153V143H152ZM197 144H198V143H197ZM205 144H206V143H205ZM205 144H204V145H205ZM225 144H226V143H225ZM225 144H224V146H225ZM227 144H228V143H227ZM2 145H3V144H2ZM19 145H20V144H19ZM42 145H43V143H42ZM56 145H57V144H56ZM85 145H87V144H84V147H86ZM112 145H113V144H112ZM118 145H119V144H118ZM118 145L115 146V147L113 146L114 148L117 147L116 149H114V148H113V149H114V150H117V149L119 148ZM132 145H133V143H132ZM161 145H162V144H161ZM198 145H200V144H198ZM201 145H203V143H202ZM208 145H209V144H208ZM215 145H217V144H215ZM218 145L221 146V144H218ZM262 145H263V144H261L260 146H262ZM4 146H5V144H4ZM13 146H14L13 148H15V149L17 150L16 143H15V145H13ZM15 146H16V147H15ZM37 146H38V145H37ZM40 146H41V144H40ZM43 146H44V145H43ZM74 146H75V145H74ZM90 146H91V145H90ZM133 146H134V145H133ZM139 146H140V148H141V145H138V147H139ZM143 146H142V147H143ZM153 146H154V144L151 145V147H153ZM229 146H230V143H229ZM229 146H228V147H229ZM0 147H1V149H2V146H0ZM32 147H34V145H33ZM84 147H83V148H84ZM92 147H94V146H92ZM155 147H157V146H155ZM155 147H154V148H155ZM161 147H163V146H161ZM161 147L158 148V149H161ZM164 147H165V146H164ZM193 147H195V146H193ZM201 147H202V146H201ZM203 147H205V146H203ZM210 147H211L210 149H212V146H210ZM6 148H7V147H6ZM35 148H36V147H35ZM74 148H75V147H74ZM78 148H79V147H78ZM86 148H89V147H86ZM136 148H137V147H136ZM143 148H144V147H143ZM154 148H152V149H154ZM180 148H181V147H180ZM187 148L189 149V145H188ZM190 148H191V145H190ZM215 148H216V147H215ZM223 148H224V147H223ZM229 148H230V147H229ZM231 148H232V147H231ZM259 148H260V147H259ZM1 149H0V155H2V153H3V152L1 153ZM4 149H5V148H4ZM8 149H9V148H7V150H6L7 152H8ZM11 149H12V148H11ZM15 149H14V150H15ZM137 149L139 150V148H137ZM144 149H145V148H144ZM144 149H143V150H144ZM146 149H145V150H146ZM152 149H151V150H152ZM158 149H157V150H158ZM177 149H178V148H177ZM206 149H207V147H206ZM213 149H214V148H213ZM213 149H212V150H213ZM261 149H262V148H261ZM14 150H13V151H14ZM75 150H76V149H75ZM77 150H78V149H77ZM82 150H83V149H82ZM86 150H87V152H88V149H86ZM90 150H91V148H90ZM119 150H120V149H119ZM131 150H132V149H131ZM140 150H141V153H143L142 149H140ZM151 150H150V151H151ZM157 150H156L155 152H157V153L159 154L158 156H160L161 151L159 152V151H157ZM162 150H163V149H162ZM166 150H168L167 147L164 148V151H166ZM191 150H192V149H191ZM194 150H195V149H194ZM196 150H198V149H196ZM196 150H195V151H196ZM214 150H215V149H214ZM222 150H225V149H222ZM232 150H234V149L232 148ZM258 150H259V149H258ZM2 151H5V150H2ZM6 151H5V152H6ZM10 151H11V150H10ZM80 151H81V150H80ZM84 151H85V149H84ZM93 151H94V150H92L90 153H92ZM111 151H113V150H111ZM117 151H118V150H117ZM121 151H122V149H121ZM132 151H134V149H133ZM147 151H148V150H147ZM147 151H146V152H147ZM150 151H149V152H150ZM173 151H175V150L173 149ZM173 151H172V152H173ZM181 151H182V150H181ZM183 151H184V150H183ZM207 151H210V150L208 149ZM217 151H218V149H217ZM7 152H6V153H7ZM77 152H78V151H77ZM85 152H86V151H85ZM118 152H120V151H118ZM123 152H125V154H127L126 151H123ZM149 152H147L148 155H149ZM152 152H153V151H152ZM166 152H167V151H166ZM170 152H171V151H170ZM175 152H176V151H175ZM177 152H179V151H177ZM177 152L175 153L176 155H177ZM186 152H187V151H186ZM191 152H192V151H191ZM196 152H197V151H196ZM202 152H203V151H202ZM219 152H220V150H219ZM221 152L223 153V151H221ZM234 152H235V151H234ZM260 152L262 153V152H264V151H260ZM9 153H10V152H9ZM82 153L84 154V152H82ZM115 153H116V152H114V154H115ZM179 153H180V152H179ZM179 153H178V154H179ZM181 153H182V152H181ZM181 153H180V154H181ZM187 153H188V152H187ZM200 153H201V152H200ZM204 153H205V152H204ZM210 153H211V152H210ZM210 153H209V154H210ZM222 153H221V154H222ZM230 153H231V151H230ZM87 154H88V153H87ZM87 154H86V155H87ZM111 154H112V153H111ZM114 154H112V155L114 156ZM116 154H119V153H116ZM120 154H122V153H120ZM123 154H124V153H123ZM128 154H130V152H129ZM128 154H127V157H128ZM145 154H146V153H145ZM151 154H152V153H151ZM155 154H156V153H155ZM163 154H165V153L162 151V155H161V156H163ZM180 154H179V155H180ZM191 154H194V153H191ZM196 154H197V153H196ZM198 154H199V151H198ZM198 154H197V155H198ZM218 154H219V153H218ZM224 154H227V153H224ZM5 155H6V154H5ZM5 155H4V156H5ZM89 155H90V154H89ZM89 155H88V156H89ZM92 155H93V154H92ZM130 155L132 156V154H130ZM133 155H135V153H134ZM148 155H146V156H148ZM156 155H157V154H156ZM166 155H167V154H165V158H168V157L170 156V155H169V156H166ZM173 155H174V152H173ZM176 155H175V156H176ZM179 155H178V157H180ZM194 155H195V154H194ZM199 155H200V154H199ZM207 155H208V154H207ZM228 155H229V154H227V156H228ZM230 155H231V154H230ZM230 155H229L228 158H230V160H231L232 156H230ZM2 156H3V155H2ZM7 156H8V155H7ZM7 156H6V157H7ZM93 156H94V155H93ZM116 156H117V155H115V157H116ZM118 156H119V155H118ZM135 156H137V153H136ZM138 156H139V155H138ZM140 156H141V155H140ZM144 156H145V155H144ZM153 156H155V155L153 154ZM171 156H172V155H171ZM184 156H185V155H184ZM202 156H203V155H202ZM202 156H201V157H202ZM204 156H205V155H204ZM209 156H210V155H209ZM220 156H221V155H220ZM224 156H225V155H224ZM227 156H226V157H227ZM262 156H263V154H262ZM0 157H1V156H0ZM6 157H4V158H6ZM115 157H114V160H115ZM142 157H143V156H142ZM149 157H150V155H149ZM151 157H152V156H151ZM156 157H157V156H156ZM176 157H177V156H176ZM189 157H190V155H189ZM199 157H200V156H199ZM213 157H215V156H213ZM218 157H219V156H218ZM222 157H223V156H222ZM233 157H234V156H233ZM238 157H240V156H238ZM263 157H264V156H263ZM112 158H113V157H112ZM112 158H111V160H112ZM153 158H155V157H153ZM159 158H161V157H159ZM165 158H164V159H165ZM170 158H171V157H170ZM172 158H173V157H172ZM181 158H183V157H181ZM185 158H186V157H185ZM191 158H192V157H191ZM194 158H195V157H194ZM210 158H211V157H210ZM220 158H221V157H220ZM224 158H225V157H224ZM235 158H236V157H235ZM240 158H241V157H240ZM247 158H248V156H247ZM133 159H134V158H133ZM133 159H132V160H133ZM141 159H142V158H141ZM147 159L149 160L148 157H146V159L144 158V159H143V160H145L144 162H146ZM157 159H158V157H157ZM157 159H156V160H157ZM161 159H162V158H161ZM189 159H190V158H189ZM197 159H200V158L197 157ZM203 159H204V157H203ZM207 159H208V157H207ZM212 159H214V158H212ZM215 159H216V158H215ZM226 159H227V158H226ZM233 159H234V158H233ZM248 159H249V158H248ZM3 160H4V159H3ZM120 160H121V159H120ZM120 160L117 159V161H120ZM130 160H131V159H130ZM137 160H140V158H137ZM168 160H169V159H168ZM173 160H174V159H173ZM177 160H178V159H177ZM179 160H181V159L179 158ZM191 160H192V159H191ZM191 160H190V162H191ZM201 160H202V159H201ZM219 160H220V159H219ZM227 160L230 161L229 159H227ZM234 160H235V159H234ZM238 160H239V159H238ZM238 160H237V161H238ZM244 160H246V157L244 158ZM263 160H264V159H263ZM263 160L261 159V161H263ZM133 161H135V160H133ZM133 161H131V162H133ZM150 161H152L151 164L154 163L153 160H149V162H150ZM159 161H160V160H159ZM162 161H163V159H162ZM188 161H189V160H188ZM188 161H187V162H188ZM199 161H200V160H199ZM204 161H205V160H204ZM224 161H226V160H223L222 162H224ZM228 161H227V162H228ZM241 161H242V160H241ZM241 161H240V162H241ZM261 161H260V163H261ZM7 162H8V161H7ZM110 162L112 163V161H110ZM122 162H123V160H122ZM124 162H126V161H124ZM136 162H137V161H136ZM156 162H158V160H157ZM171 162L173 163V161H171ZM177 162H178V161H177ZM194 162H196V161L194 160V161H193V164H194ZM201 162H202V161H201ZM201 162H200V163H201ZM214 162H215V161H214ZM222 162H221V164H223ZM231 162H232V160H231ZM231 162H230V163H226V164H229V165H230ZM235 162H236V161H235ZM243 162H244V161H243ZM5 163H6V162H5ZM139 163H140V162H139ZM141 163H142V162H141ZM165 163H167L166 159H165ZM165 163L161 162V166H160V164L158 163V166L162 167V165L164 166ZM172 163H170V165H168L169 167L164 166L163 168H170V169L168 170V172H169V171L171 170V168H172L173 166H175V164L172 165ZM203 163H204V162H203ZM205 163H206V162H205ZM212 163H213V160H212ZM248 163H249V161H248ZM251 163H253V160H252ZM251 163H250V164H251ZM254 163H255V162H254ZM127 164H128V161H127ZM131 164H132V163H131ZM133 164H134V163H133ZM133 164H132V166H133ZM137 164H138V163H137ZM137 164H136L134 167L138 166ZM143 164H144V163H143ZM143 164H142V165H143ZM145 164H147V163H145ZM149 164H150V163H149ZM156 164H157V163H156ZM167 164H168V163H167ZM181 164H183V163H181ZM181 164L178 163V164H176V166H180ZM187 164H188V163H187ZM189 164H190V163H189ZM197 164H198V163H197ZM214 164H215V163H214ZM233 164H235L234 161H233ZM233 164H231V165L233 166ZM245 164H247V163L245 162L244 165H242V166H243V167L246 166ZM113 165H114V163H113ZM115 165H116V163H115ZM115 165H114V166H115ZM140 165H141V164H140ZM147 165H148V164H147ZM171 165H172V167H171ZM191 165H192V164H191ZM195 165H196V163H195ZM202 165H203V164H202ZM217 165H218V164H217ZM235 165L238 166L237 162H236ZM235 165H234V167H235ZM2 166H4V164H3ZM151 166H152V165H151ZM153 166L156 167L155 163H154ZM185 166H186V165H185ZM185 166L183 165V167H185ZM189 166H190V165H189ZM197 166H198V165H197ZM208 166H209V163H208L207 167H208ZM232 166H230V167L232 168ZM252 166L254 167V165H252ZM263 166H264V165H263ZM0 167H1V165H0ZM143 167H145V166L143 165ZM155 167H154V168H155ZM183 167L180 168V171H181V172H182L181 169H182ZM192 167H193V166H192ZM192 167H191V166L188 167L189 170H190V168H192ZM195 167H196V166H195ZM200 167H201V166H200ZM211 167H214V168H215V165H213V166L210 165V168H211ZM220 167H221V165H220ZM224 167H225V166H224ZM111 168L113 169L112 166H111ZM115 168H116V166L114 167V169H115ZM130 168H132V167H130ZM139 168L142 169L141 166H140ZM139 168L136 169V171H137V170L139 171ZM204 168L206 169V165H205V164H204ZM204 168H203V170H204ZM221 168H222V167H221ZM226 168H228V167L226 166ZM251 168H252V167H251ZM112 169H110L109 171H110V172H113V171H111ZM114 169H113V170H114ZM148 169H149V167H148ZM148 169H147V166H146V170H147V171H148ZM152 169H153V168H152ZM155 169H158L157 172L160 171V168H159V167H158V168H155ZM176 169L179 170L178 168H176ZM194 169H196V168H194ZM197 169H198V168H197ZM197 169H196V170H197ZM199 169H200V168H199ZM217 169H218V168H217ZM223 169H224V168H223ZM228 169H230V168H228ZM237 169H238V167H237ZM243 169H244V168H243ZM243 169L241 168L240 170L242 171ZM4 170H5V169H4ZM133 170H135V169L133 168ZM142 170H143V169H142ZM146 170H145V171H146ZM185 170H186V168H185ZM189 170H188V171H189ZM192 170H193V169H192ZM208 170H209V169H208ZM208 170H207V171H208ZM231 170L234 172V169H231ZM244 170H245V169H244ZM244 170H243V171H244ZM246 170H247V169H246ZM2 171H3V170H2ZM115 171H116V170H115ZM138 171H137V174H138ZM161 171H162V168H161ZM163 171H164V169H163ZM163 171H162V173H163ZM165 171H167V170H165ZM165 171H164V173H165ZM175 171H176V170H175ZM180 171H178V172L181 173ZM190 171H191V170H190ZM207 171H206V174H207ZM209 171H210V170H209ZM211 171H213V170L211 169ZM221 171H222V170H221ZM225 171H226V169H225ZM225 171H224V172H225ZM227 171H228V170H227ZM237 171H238V170H237ZM243 171H242V172H243ZM251 171H252V170H251ZM255 171H256V173H257V170H255ZM261 171H262V170H261ZM0 172H1V171H0ZM132 172H133V171H132ZM134 172H135V171H134ZM139 172H141V171H139ZM149 172H150V171H149ZM157 172H155V173H157ZM168 172H167V173H168ZM172 172L174 173V167H173V171H172ZM172 172H169V173H172ZM178 172H177V173H178ZM196 172H197V171H196ZM204 172H205V171H204ZM204 172H203V173H204ZM213 172H215V169H214ZM213 172H211V173H213ZM228 172H230V170H229ZM233 172H232V173H233ZM239 172H240V171H239ZM242 172H241V173H242ZM247 172H248V171H247ZM253 172H254V171H253ZM263 172H264V171H263ZM4 173H5V172H4ZM4 173H2V174H4ZM115 173H116V172H115ZM142 173H143V172H142ZM142 173H139V174H142ZM145 173H147V172H145ZM150 173H151V172H150ZM150 173H148L147 176H146V177H148L149 181H150V178L152 179V177L154 178V176L157 175V174H156V175L154 174V176L151 177V176H150ZM162 173H161V174H162ZM182 173H183V172H182ZM182 173H181V174H182ZM184 173H186V172H184ZM211 173H210V175H211ZM216 173H217V172H216ZM244 173H245V171H244ZM249 173H250V172H248V173H246V174L248 175ZM254 173H255V172H254ZM0 174H1V173H0ZM113 174H114V173H112V174L110 173V175H112V177L114 176ZM119 174H120V173H119ZM133 174L135 175V173H133ZM158 174H159V172H158ZM165 174H166V173H165ZM174 174L176 175V173H174ZM181 174H180V175H181ZM187 174H188V172H187ZM190 174H193V171H192V173H190ZM194 174H195V172H194ZM194 174H193V175H194ZM196 174H197V173H196ZM196 174H195V175H196ZM213 174H214V173H213ZM217 174H219V173H217ZM224 174H226V173H224ZM234 174H235V173H234ZM236 174H237V172H236ZM238 174H239V173H238ZM246 174H245V175H246ZM250 174H252V173H250ZM250 174H249L247 180H250V179H249ZM120 175H121V174H120ZM129 175H130V174H129ZM129 175H127V176H129ZM144 175H145V174L141 175L142 177H141L140 175H138L139 177L142 178V179L140 178V180H141L142 182H143V180H144V181L146 180V179H143V178H145ZM151 175H153V174H151ZM169 175H172V174H168V176H169ZM180 175H179V178L177 177V178L179 179V182H176V184H175V185H177V183H178V185H177L178 187H179V183L181 182L180 180H182V181L184 180V179H182V175H181V177H180ZM183 175L186 177L185 174H183ZM198 175H199V173H198ZM220 175H221V173H220ZM220 175H216V176H215V174H214L215 177L220 176ZM227 175H228V177L230 178L231 175H230V174H227ZM239 175H240V174H239ZM116 176H117V175H116ZM116 176H114V177H116ZM118 176H119V175H118ZM118 176H117V177H118ZM122 176H123V175H122ZM122 176L119 177L120 181H123V179L121 180V177H122ZM131 176L133 177V175H131ZM157 176H158V175H157ZM159 176H161V175H159ZM163 176H165V175L162 174V177H163ZM172 176H173V175H172ZM172 176H169L168 178L165 176L166 178L164 177V178H162V180H163V179L168 180V179L171 178ZM184 176H183V178H184ZM203 176H204V175H203ZM211 176H212V175H211ZM211 176H210V177H211ZM241 176H242V175H241ZM243 176H244V175H243ZM252 176L255 177V175H253V174H252ZM257 176H259V175H257ZM135 177H137V176H135ZM149 177H150V178H149ZM174 177H175V176L172 177L173 180H174V181H173V184H174L175 179H176V178H174ZM193 177H194V176H193ZM197 177H199V176H197ZM210 177L208 176V178H210ZM225 177H226V176H225ZM231 177H232V176H231ZM235 177H236V176H235ZM261 177H262V176H261ZM263 177H264V176H263ZM263 177H262V178H263ZM123 178H124V177H123ZM130 178H131V177H130ZM155 178H156V177H155ZM157 178H158V177H157ZM172 178L169 179L170 184H172V182H171ZM180 178H181V179H180ZM204 178H205V177H204ZM206 178H207V176H206ZM219 178H220V177H219ZM222 178H224V177H222ZM229 178H228V179H229ZM233 178H234V177H232V182H233ZM241 178H244V177H241ZM255 178H256V177H255ZM259 178H260V176H259ZM259 178H258V179H259ZM1 179H2V178H1ZM148 179H147V180H148ZM186 179H188V178L186 177ZM196 179H197V178H196ZM201 179H202V178H201ZM213 179H214V178H213ZM225 179H226V178H225ZM228 179H227V180H228ZM236 179H237V178H236ZM236 179H235V180H236ZM244 179H245V178H244ZM258 179H257V180H258ZM260 179H261V178H260ZM124 180H125V179H124ZM132 180H133V178H132ZM132 180H131V181H132ZM155 180H157V179H155ZM160 180H161V177H160ZM191 180H192V179H191ZM199 180H200V178H199ZM202 180H203V179H202ZM207 180H208V179H207ZM227 180H226V181H227ZM239 180H240V179H239ZM241 180H243V179H241ZM245 180H246V179H245ZM114 181H115V180H114ZM127 181H129V180H127ZM131 181H130V182H131ZM133 181H134V180H133ZM133 181H132V182H133ZM137 181H139V179H138ZM151 181H153V180H151ZM188 181H189V179L187 180V183H188ZM196 181H197V180H196ZM196 181H194L195 183L190 182V181H189V182H190V184L193 183L192 185L195 186V184L198 183V182H196ZM203 181H205V180H203ZM210 181L212 182V179H211ZM223 181H224V180H223ZM228 181H229V180H228ZM236 181H237V180H236ZM115 182H116V181H115ZM115 182H114V183H115ZM139 182H140V181H139ZM142 182H141V183H142ZM154 182H155V181H154ZM154 182H150V184L152 183V185L150 186L149 182L147 181V183H146V181H145V183H146V184H149V187H151V188H152V186H153L157 181H156L155 183H154ZM158 182H159V179H158ZM160 182H161V181H160ZM163 182H164V185H163L164 187L162 186V188H166L165 185H167V184H165V181H163ZM205 182H206V181H205ZM216 182H217V184H218V180H217ZM238 182H239V181H238ZM247 182H248V181H247ZM247 182H246V183H247ZM249 182H250V181H249ZM251 182H252V181H251ZM256 182H257V181H256ZM121 183H123V182H121ZM136 183H138V182H136ZM141 183H139V184H141ZM153 183H154V184H153ZM161 183H162V182H161ZM166 183H168V182H166ZM182 183H183L184 185H187V184H185V183H186L185 181H183ZM202 183H203V182H202ZM219 183H220V182H219ZM221 183H222V180H221ZM227 183H229V182H227ZM227 183H226V184H227ZM230 183H231V182H230ZM230 183H229V184H230ZM236 183H237V182H236ZM243 183H245V182H243ZM258 183H259V182H258ZM263 183H264V182H263ZM139 184L136 185V186H134V187L137 188V189H136L137 193H139L138 190H139V191H140V190L142 191V189H143V192H144V189H145V188H148L147 190H145V192L148 191V193L146 192V194L148 195V197L151 196V199H152V195H153V193L151 194L150 190L153 191L154 189H157L158 186H159V188H161L159 183L157 184V186L154 185L155 187L152 188L153 190L150 189L147 185H143V183H142L140 186H142V187H143V186H146V187H143V188L140 189V187H138ZM183 184H182V186H184ZM190 184H188V185H190ZM213 184H214V183H213ZM217 184H216V185H217ZM240 184H242V183H240ZM250 184H255V183H250ZM161 185H162V184H161ZM188 185H187V186H188ZM192 185H191V186H192ZM204 185H207V182H206V184H204ZM209 185H210V184H209ZM216 185L214 184V186H216ZM220 185H222V184H220ZM220 185H219V186H220ZM236 185H238V184H236ZM245 185H247V184H245ZM248 185H249V184H248ZM248 185H247V186H248ZM258 185H260V184H258ZM258 185L255 184L256 187H257ZM263 185H264V184H263ZM117 186H118V185H117ZM119 186H120V185H119ZM132 186H133V185H131V187H132ZM172 186H173V187H170V188H171V193H172V190H173V188H174V185H172ZM182 186L180 185V187H182ZM187 186H186L184 189H187ZM207 186H208V185H207ZM207 186H205V188H206ZM211 186H213V185H211ZM228 186H229V185H228ZM233 186H234V185H233ZM247 186H246V187H247ZM120 187H121V186H120ZM134 187H132V188L135 189ZM168 187H169V183H168ZM168 187H167V189L169 190ZM175 187H176V186H175ZM178 187H177V188H178ZM188 187H189V186H188ZM200 187H201V190H202V193H203V188H202V186H200ZM208 187H209V186H208ZM220 187H221V186H220ZM240 187H241V186H240ZM244 187H245V186H244ZM248 187H249V186H248ZM252 187H253V185H252ZM262 187H263V186H262ZM159 188H158V190H159ZM162 188H161V189H162ZM189 188H190V187H189ZM189 188H188L189 191H187L188 193H189L190 191L192 192V190H190ZM198 188H199V187H198ZM210 188H211V187H210ZM212 188H214V187H212ZM215 188H216V187H215ZM222 188H223V187H222ZM231 188H232V186H231ZM233 188H234V187H233ZM242 188H243V186H242ZM149 189H150V190H149ZM167 189H166L165 192H168ZM181 189H182L181 191H183V192H182V193H181V192H178V193H181V195L183 194V196H184V195L187 196L186 193L184 194V189H183V187H182ZM191 189H193V188H191ZM220 189H221V188H220ZM220 189H216V190H220ZM238 189H239V188H238ZM238 189H237V190H238ZM245 189H246V188H244V190H245ZM252 189H253V188H252ZM254 189L256 190L255 187H254ZM258 189H259V188H258ZM199 190H200V189H199ZM204 190L206 191V189H204ZM213 190H214V189H213ZM227 190H228V188H227ZM229 190H230V189H229ZM235 190H236V189H234V192L236 193L237 190H236V191H235ZM244 190H243V191H244ZM255 190H254V192H255ZM136 191L134 190V192H136ZM162 191H163V190H162ZM173 191H175V190H173ZM177 191H179V189H178ZM177 191H176V192H177ZM185 191H186V190H185ZM195 191H196V190H195ZM222 191H224V190L222 189ZM239 191H240V190H239ZM247 191H248V190H247ZM134 192H133V193H134ZM143 192H141L142 194L140 193V195H143ZM149 192H150V196H149ZM154 192L156 193L157 191H154ZM158 192L160 193V191H158ZM169 192H170V191H169ZM207 192H208V191H207ZM210 192H211V193H210ZM213 192H215V193L217 194L216 191H211V189L209 190V193H207V194H212V195H214L215 193L213 194ZM220 192H221V191H220ZM241 192H242V191H241ZM241 192H240V193H241ZM244 192H245V191H244ZM244 192H243V193H244ZM252 192H253V190H252ZM252 192H250V194H252ZM130 193H131V192H130ZM133 193H132V194H133ZM155 193H154V194H155ZM159 193H158V195H159ZM163 193H164V191H163ZM163 193H161V195H162ZM173 193H174V192H173ZM173 193H172V194H173ZM195 193H196V192H195ZM195 193H194V195L196 196ZM198 193H200V192L198 191ZM205 193H206V192H205ZM222 193H223V192H222ZM225 193H226V190H225ZM227 193H228V192H227ZM243 193H241V194H243ZM260 193H261V192H260ZM165 194H167V193H165ZM168 194H169V193H168ZM190 194H191V196L195 197L194 195H192V193H190ZM216 194H215L214 196H216ZM230 194H231V193H230ZM247 194H248V193H246L245 195H247ZM257 194H258V193H257ZM261 194H263V191H262ZM138 195H139V194H138ZM138 195H137V196H138ZM163 195H164V194H163ZM170 195H171V194H169V196H170ZM175 195L177 196V198H176V200H177L178 197H179L178 195H180V194H178V195H177V194H174L173 196H175ZM181 195H180V196H181ZM212 195H211V196H212ZM217 195H219V197H222V198L225 196V195H223V194H222L223 196L220 195V194H217ZM228 195H229V194H228ZM228 195H226L225 197L227 198ZM245 195H244V196H245ZM254 195H255V193H254ZM130 196H131V195H130ZM135 196H136V195H135ZM154 196H155V195H153V197H154ZM156 196H157V194H156ZM156 196H155V197H156ZM173 196H172V197H173ZM186 196H184V198H185ZM188 196L190 197L189 194H188ZM188 196L186 197V198H187V199H186V202L190 199V198H188ZM198 196H199V195H197V198H198ZM208 196H209V195H208ZM208 196H207V197H208ZM239 196H241V195L239 194ZM244 196H242V197H244ZM251 196H252V195H251ZM139 197H140V196H139ZM141 197H142V196H141ZM141 197H140V198H141ZM144 197H145V196H144ZM181 197H182V196H181ZM193 197H192V199H191L192 201L189 200V203L194 201ZM202 197H205V196L203 195ZM207 197H206V199H207ZM233 197H234V196H233ZM236 197H237V196H236ZM246 197H247V196H246ZM246 197H245V198H246ZM252 197H254V196H252ZM256 197H257V196H256ZM260 197H261V196H260ZM262 197H263V195H262ZM137 198H138V197H137ZM157 198H158V196H157ZM157 198H156V199L154 198L153 200H157ZM162 198H164L165 201H168V200H166L167 197L165 198V196H162ZM197 198H196L195 201H196V202H199L198 200H200L201 197H199L200 199H199V198L197 199ZM212 198H213V197H212ZM230 198H232L231 195H230ZM248 198H249V197H248ZM134 199H135V198H134ZM141 199H143V197H142ZM141 199H139V200H141ZM145 199H146V198H145ZM158 199H159V198H158ZM171 199H172V198H171ZM173 199H174V198H173ZM181 199H182V198H181ZM181 199H180V200L178 199V200L181 201ZM203 199H205V198H202V202H201L202 205H203V203H204L203 201L206 200V199H205V200H203ZM210 199H211V198H210ZM216 199H218V196H216V198L214 199V201H215ZM220 199H221V198H219V200H220ZM237 199H240V198L237 197ZM257 199H259V200L261 201L260 198H257ZM139 200H138V201H139ZM148 200H150V199H148ZM148 200H147V204L150 202V201L148 202ZM153 200H151L152 203H153V202L155 203V201H153ZM169 200H170V199H169ZM183 200H184V199H183ZM225 200H226V199H224V200L221 199L220 201H225ZM228 200H229V199H228ZM230 200H231V199H230ZM230 200H229V202H231ZM253 200H254V199H253ZM255 200H256V199H255ZM263 200H264V198H262V201H263ZM141 201H142V200H141ZM161 201H162V200H161ZM165 201H163V202H165ZM174 201H175V200H174ZM174 201H172V202H174ZM179 201H177V203H178ZM184 201H185V200H184ZM195 201H194V202H195ZM200 201H201V200H200ZM206 201H207V200H206ZM208 201H209V198H208ZM208 201H207V203H208ZM211 201H212V205L210 204ZM214 201H213V200H210V202H209V204H210L212 207H213V205H216V204H214V203H215ZM216 201H217V200H216ZM240 201H243V200L240 199ZM260 201H257V202H260ZM262 201H261V203H262ZM91 202H92V201H91ZM93 202H94V201H93ZM95 202H96V201H95ZM142 202H143V201H142ZM145 202H146V201H144L143 203H145ZM158 202H160V200H158ZM158 202H157V203H158ZM168 202H169V201H168ZM175 202H176V201H175ZM217 202H218V201H217ZM233 202H234V201H233ZM233 202H232V203H233ZM244 202H245V201H244ZM249 202H250V201H249ZM89 203H90V202H89ZM96 203H97V202H96ZM136 203H137V202H136ZM152 203H151V204H152ZM157 203H156V204H157ZM182 203H183V202H182ZM189 203H188V204H189ZM205 203H206V202H205ZM205 203H204V204H205ZM223 203H224V202H223ZM227 203H228V202H227ZM227 203H226V204H227ZM238 203H239V202L236 201V203H233V204H238ZM241 203H242V202H241ZM241 203H240V204H241ZM250 203H251V202H250ZM255 203H256V202L254 201L253 204H255ZM261 203H260V204L258 203L259 205L256 204V207H257V205H258V206H260L261 209H262L263 207L261 206ZM134 204H135V203H134ZM145 204H146V203H145ZM162 204H163V203H161L160 205H162ZM165 204H166V202H165L163 205H165ZM167 204H168V203H167ZM167 204H166V205H167ZM174 204H176V203H174ZM178 204H179V203H178ZM218 204H219V202H218ZM224 204H225V203H224ZM224 204H222V205H224ZM233 204L231 205V207H233ZM246 204H247V202H246ZM246 204L244 203L245 206H246ZM248 204H249V203H248ZM91 205H92V204H91ZM93 205H94V204H93ZM97 205H98V204H97ZM138 205L140 206L141 204H138ZM138 205H137V206H138ZM142 205H143V204H142ZM157 205H158V204H157ZM160 205H159L158 207H160ZM163 205H162L161 207H163ZM166 205H165V206H166ZM172 205H173V203H172ZM179 205H180V204H179ZM182 205H183V204H182ZM191 205H192V204H191ZM193 205H194V203H193ZM195 205H196V203H195ZM202 205H200V202H199L200 209H201V206H202ZM210 205H208V207H210ZM222 205H220V206H222ZM227 205H228V204H227ZM229 205H230V203H229ZM241 205H242V204H241ZM262 205H263V204H262ZM95 206H96V205H95ZM95 206H93V207H95ZM100 206H101V204H100ZM103 206H104V205H103ZM144 206L146 207V205H144ZM147 206H148V205H147ZM154 206H156V205L153 204V207H154ZM167 206H170V205L168 204ZM174 206H175V205H174ZM177 206H178V205H177ZM177 206H175V207H177ZM185 206H186V205H185ZM196 206H197V208H196ZM196 206H195V208H193L194 206H191V207H192L193 209H196L195 211H197V210L199 209V208H198V203H197ZM216 206H217V205H216ZM216 206H215L214 208H216ZM220 206L218 205L217 207H220ZM224 206H225V205H224ZM224 206H222V207H224ZM234 206H235V205H234ZM245 206H244V207H245ZM82 207H83V206H82ZM84 207H86V205H85ZM89 207H90V206H89ZM96 207H97V206H96ZM161 207H160L159 209L162 210L164 207H163V208H161ZM170 207H171V206H170ZM180 207H181V206H180ZM202 207H203V206H202ZM237 207H239V206H237ZM237 207H236V208H237ZM242 207H243V205H242ZM242 207H241V208H242ZM244 207H243V208H244ZM254 207H255V206H254ZM97 208L100 209V207H97ZM103 208H104V207H103ZM141 208H142V206H141ZM146 208H147V207H146ZM146 208H145L144 210H147V209H148V208H147V209H146ZM151 208H152V207H151ZM151 208L149 207V209L152 211ZM178 208H179V207H178ZM192 208L190 209V206H189V209L191 210V213H192V210H193ZM203 208H204V207H203ZM210 208H211V207H210ZM214 208H213V209H214ZM220 208H221V207H220ZM220 208H219V210H218V208H217V210H218L217 212H219L218 214H222V215H223L225 211H224L223 213L220 212V211L222 210V209H220ZM247 208H248V205H247ZM249 208L251 209L250 206H249ZM249 208H248V209H249ZM80 209H81V207H80ZM83 209H87V208H83ZM83 209H82V211H83ZM95 209H96V208H95ZM95 209H94V210H95ZM157 209H158V208H157ZM157 209H156V210H157ZM159 209H158V210H159ZM164 209H165V208H164ZM166 209H169V207L166 208ZM166 209H165V210H166ZM174 209H177V208H174ZM180 209H182V208H180ZM183 209H184V208H183ZM183 209H182V210H183ZM200 209H199V211H200ZM224 209H225V208H224ZM250 209H249V210H250ZM254 209H256V208H254ZM254 209H253V210H254ZM258 209H260V208H258ZM258 209H257V211H258ZM91 210H92V209H91ZM100 210H101V209H100ZM136 210H137V209H136ZM161 210H160V211H161ZM169 210H171V211H166L167 214H168L169 212H170V213H171V212L173 213V212L175 211V210L172 211V210H173L172 208L169 209ZM177 210H179V209H177ZM177 210L175 211V213H177ZM186 210H187V209H186ZM190 210H188L189 213H190ZM202 210H203V209H202ZM204 210H205V209H204ZM226 210H227V209H226ZM231 210L233 211V210H236V209H235V207H234V209L231 208ZM249 210H248V211H249ZM262 210H263V209H262ZM262 210H259V212L262 211ZM97 211H99V210H97ZM97 211H96V212H97ZM102 211H103V210H102ZM140 211H141V209H140ZM154 211H155V210H154ZM154 211H152V213H153ZM193 211H194V210H193ZM210 211L216 212L215 210H212V209H211V210H208V212H210ZM222 211H223V210H222ZM241 211H243V210H241ZM245 211H246V210H245ZM245 211H243V213H244ZM250 211H251V210H250ZM250 211H249V212H250ZM78 212H79V211H78ZM89 212H90V211H88L87 214H89ZM93 212H94V211H93ZM93 212H92V213H93ZM104 212H105V210H104ZM137 212H139V211H137ZM145 212H146V211H145ZM158 212H159V211H158ZM158 212H157V213H158ZM164 212H165V211H164ZM164 212H161L160 215H162ZM180 212H181V211H180ZM180 212H179V213H180ZM182 212H184V211H182ZM197 212H198V211H197ZM208 212H207V208H206V212H205V213H207V215H208ZM217 212H216V214H217ZM255 212H256V211H255ZM259 212H258V213H259ZM83 213H84V211H83ZM97 213H98V212H97ZM142 213H143V212H142ZM147 213H148V212H147ZM152 213L149 214V215H152ZM157 213H156V214H157ZM170 213H169V214H170ZM172 213H171V214H172ZM175 213H173V214L175 215ZM184 213H185V212H184ZM186 213H188V212H186ZM191 213H190V214H191ZM198 213H199V212H198ZM229 213H230V212H229ZM229 213H228V214H229ZM236 213H237V210H236ZM251 213H254V212L251 211ZM258 213H257V214H258ZM261 213H262V214H261ZM261 213H259V215H260V214H261V215L264 214L263 212H261ZM76 214H77V212H76ZM79 214H80V213H79ZM84 214H85V213H84ZM90 214H91V213H90ZM103 214H104V213H103ZM135 214H136V213H135ZM140 214H141V213H140ZM154 214H155V213H154ZM154 214H153V215H154ZM158 214H159V213H158ZM171 214H170V215H171ZM180 214H181V213H180ZM194 214H195V213H192V215H194ZM196 214H197V213H196ZM199 214H200V215H199ZM199 214H198L199 217L196 215V218L198 217V220H199V218L202 216V211H201ZM218 214H217V215H218ZM233 214H234V213H233ZM241 214H242V213H241ZM249 214H250V213H249ZM81 215H82V214H81ZM94 215L97 216V214H96L95 212H94ZM99 215H101L100 212H99ZM138 215H139V214H138ZM142 215H143V214H142ZM142 215H140V216L142 217ZM144 215H145V214H144ZM164 215H165V213H164ZM174 215H173V216H174ZM182 215H183V213H182ZM184 215L186 216V214H184ZM192 215H191V217H192ZM203 215H204V214H203ZM205 215H206V214H205ZM205 215L202 216L201 218H204ZM211 215H213L212 212H211ZM222 215H220V217H218V216H219V215H218L217 218H221ZM225 215H227V213H226ZM225 215H224V216H225ZM235 215H237V214H235ZM250 215H251V214H250ZM261 215H260L259 217H261ZM76 216H77V215H76ZM86 216H87V215H86ZM86 216H85V217H86ZM91 216H93V214H92ZM105 216H106V215H105ZM145 216H146V215H145ZM147 216H148V214H147ZM158 216H159V215H158ZM167 216H168V215H167ZM167 216H165V217H167ZM176 216H178V215H176ZM176 216H174V217H176ZM185 216H183V217H185ZM188 216H190V215H188ZM194 216H195V215H194ZM208 216H209V215H208ZM215 216H216V215H215ZM229 216H230V214H229ZM106 217H107V219L109 218L108 216H106ZM106 217H104V218H106ZM136 217H137V215H136ZM163 217H164V216H163ZM171 217H172V216H171ZM171 217H170V218H171ZM206 217H207V216H206ZM226 217H228V216H226ZM226 217H223V219L226 218ZM232 217H233V216H232ZM235 217H236V216H235ZM80 218H81V217H80ZM80 218H77V219L80 220ZM86 218H87V220H88L89 216L86 217ZM91 218H93V217H91ZM91 218H90V219H91ZM97 218H98V217H97ZM100 218H101V217H100ZM104 218H103V219H104ZM110 218H111V217H110ZM114 218H115V217H114ZM134 218H135V217H134ZM146 218H147V217H146ZM149 218H150V217H149ZM154 218H155V217H154ZM156 218H157V217H156ZM167 218H168V217H167ZM170 218H169V219H170ZM176 218L178 219V217H176ZM187 218H188V217H187ZM210 218H211V216H210ZM214 218H215V217H214ZM217 218H216V219H217ZM241 218H242V217H241ZM241 218H240V219H241ZM101 219H102V218H101ZM101 219H100V220H101ZM137 219H138V217H137ZM141 219H142V218H141ZM141 219H139V220L141 221ZM143 219H144V218H143ZM143 219H142V220H143ZM147 219H148V218H147ZM157 219H158V218H157ZM172 219H173V218H172ZM180 219H181V217H180ZM180 219H179V220H180ZM188 219H189V218H188ZM188 219H187V221H188V222H187V221L185 220V218H184V220L189 224V222H191V221H190L191 219H189V220H188ZM194 219H195V217H194ZM216 219H215V220H216ZM221 219H222V218H221ZM221 219H220V220L218 219L220 223H221V221H222ZM228 219H229V217H228ZM228 219H227V221H228ZM234 219H235V218H234ZM259 219H260V218H259ZM262 219H263V217H262ZM83 220H84V219H83ZM85 220H86V219H85ZM93 220H94V222H95V218H93ZM113 220H114V219H113ZM139 220H137V222H138ZM148 220H153V218H150V219H148ZM148 220H147V222H149ZM159 220H162V217H161V219L159 218ZM179 220H177V221H179ZM182 220H183V219H182ZM209 220H210V219H209ZM209 220H208V221H209ZM232 220H233V218H232ZM238 220H239V219H238ZM249 220L251 221V219H249ZM256 220H257V219H256ZM96 221H97V220H96ZM108 221H109V220H108ZM111 221H112V220H111ZM134 221H135V220H134ZM155 221H156V219H155ZM165 221H166V218H165ZM180 221H181V220H180ZM180 221H179V222H180ZM195 221H196V220H194V224L196 225V223H197L198 221H196V223H195ZM201 221H203V220H201ZM210 221H211V220H210ZM213 221H214V219H213ZM227 221H226V222H227ZM239 221H240V220H239ZM245 221H246V220H245ZM261 221H263V220H261ZM78 222H79V221H78ZM81 222H82V221H81ZM88 222H89V221H88ZM97 222H98V221H97ZM102 222H103V220H102ZM137 222H135V223H137ZM144 222H145V221H144ZM150 222H151V221H150ZM152 222H153V221H152ZM158 222H159V221H158ZM160 222H161V221H160ZM160 222H159V223H160ZM163 222H164V219H163ZM169 222H170V221H169ZM169 222H168V223H169ZM186 222H185V223H186ZM192 222H193V221H192ZM203 222H204V221H203ZM215 222L218 223L217 220H216ZM222 222H223V221H222ZM229 222H230V225H231V221H229ZM232 222H233V221H232ZM246 222H247V221H246ZM253 222H254V221H253ZM255 222H256V221H255ZM258 222H260V221H258ZM263 222H264V221H263ZM263 222H262V223H263ZM82 223H84V222H82ZM90 223H93V222H90ZM105 223H106V222H105ZM105 223L103 222V225H104ZM116 223H117V222H116ZM135 223L133 224L134 226H135ZM165 223H166V222H165ZM168 223H167V224H168ZM173 223H175V221H174ZM177 223H178V222H177ZM177 223H176V224H177ZM182 223H183V221H182ZM187 223H186V224H187ZM199 223H200V222H199ZM216 223L212 224V227H213V225H215ZM220 223H219V224H220ZM234 223H236V222L234 221ZM234 223H233V224H234ZM237 223H238V221H237ZM243 223H244V222H243ZM78 224H80V223H78ZM87 224H88V223H87ZM96 224H97V223H96ZM96 224L93 223V226H97V225H98V224H97V225H96ZM106 224H107V223H106ZM109 224H110V222H109ZM109 224H107V225H109ZM119 224H120V223H119ZM142 224H143V223H142ZM156 224H157V223H156ZM160 224H162V223H160ZM209 224H210V223H209ZM219 224H218V226H219ZM221 224H222V223H221ZM221 224H220V227H222ZM238 224H240V223H238ZM238 224H237V225H238ZM244 224H245V223H244ZM249 224L251 225V223H249ZM252 224H254V223H252ZM80 225H82V224H80ZM83 225H84V224H83ZM90 225H92V224H90ZM99 225H100V224H99ZM117 225H118V224H117ZM147 225H148V227L152 226V225H149V223H148ZM181 225H182V224H181ZM184 225H185V224H184ZM195 225H194V229H193V224H192V227H191V228H192L193 230H195V227H196ZM197 225H198V224H197ZM225 225H226V224H225ZM235 225H236V224H235ZM257 225H258V224H257ZM257 225H256V226H257ZM259 225H260V224H259ZM86 226H88V225L85 224V226H83V227H86ZM93 226H92V227H93ZM114 226H115V225H114ZM139 226H140V225H139ZM139 226H137V227H139ZM155 226H156V225H155ZM170 226H171V225H170ZM185 226H186V225H185ZM187 226H188V225H187ZM206 226H207V225H206ZM238 226H241V225H238ZM248 226H249V225H248ZM248 226H247V227H248ZM254 226H255V225H254ZM254 226H253V227H254ZM256 226H255V227H256ZM78 227H80V226H78ZM98 227H99V226H98ZM98 227H97V228H98ZM101 227H102V225H101ZM103 227H104V226H103ZM115 227H116V226H115ZM141 227H142V225H141ZM143 227H144V226H143ZM143 227H142V228H143ZM162 227H163V226H162ZM168 227H169V226H168ZM168 227H167L166 229H168ZM171 227H172V226H171ZM188 227H189V226H188ZM200 227H201V226H200ZM202 227H204V226H202ZM231 227H232V226H231ZM243 227H244V225H243ZM243 227H242V228H243ZM257 227H258V226H257ZM257 227H256V228H257ZM261 227H262V226H261ZM76 228H77V227H76ZM80 228H81V227H80ZM80 228H79V229H80ZM106 228H107V227H106ZM109 228H110V227H109ZM113 228H114V227H113ZM133 228H134V227H133ZM142 228H141V231H142ZM150 228H152V227H150ZM163 228H165V226H164ZM172 228H173V227H172ZM180 228H181V227H180ZM191 228H189L188 230L190 231ZM197 228H199V226H198ZM197 228H196V229H197ZM210 228H211V227H210ZM210 228H209V229H210ZM216 228H219V227H216ZM223 228H224V227H223ZM229 228H230V227H229V225H228V229H229ZM232 228H233V227H232ZM236 228H239V227L236 226ZM236 228H235V229H236ZM244 228H245V227H244ZM248 228H249V227H248ZM248 228H247V229H248ZM251 228H252V227H251ZM256 228H255V229H256ZM69 229H70V228H69ZM79 229H78V230H79ZM82 229H83V228H81V230H82ZM89 229H90V228H89ZM104 229H105V228H104ZM134 229H136V227H135ZM147 229H148V228H147ZM154 229H155V227H154ZM154 229H153V230H154ZM174 229H175V228H174ZM174 229H173V230H174ZM177 229H178V228H177ZM185 229H186V227H185ZM185 229H184V230H185ZM192 229H191V230H192ZM204 229H205V228H204ZM211 229H212V228H211ZM213 229H214V228H213ZM233 229H234V228H233ZM239 229H240V228H239ZM245 229H246V228H245ZM245 229H243V230H245ZM252 229H253V231H255L254 228H252ZM78 230H77V231H78ZM81 230H80V231H81ZM85 230H86V228H85ZM93 230H94V229H93ZM95 230H96V229H95ZM95 230H94V231H95ZM108 230H109V229H108ZM139 230H140V229H139ZM144 230H145V227H144ZM148 230H149V229H148ZM150 230H151V229H150ZM153 230H152V231H153ZM155 230H156V229H155ZM160 230H161V228H160ZM164 230H165V229H164ZM175 230H176V229H175ZM175 230H174V231H175ZM184 230H183V232H184ZM188 230H186V231H188ZM200 230L202 231L203 229L200 228ZM206 230H208V229H206ZM219 230H220V229H219ZM229 230H231V229H229ZM229 230H228V231H229ZM240 230H242V229H240ZM243 230H242L241 232H240V231H237V234H236V235H238L239 233H242ZM259 230H260V228H259ZM70 231H71V230H70ZM75 231H76V230H75ZM99 231H100V230H99ZM99 231H97V232H99ZM103 231H105V230H103ZM106 231H107V230H106ZM137 231H138V230H137ZM141 231H139V232H141ZM152 231H151V232H152ZM162 231H163V230H162ZM196 231H198V230H196ZM208 231H209V230H208ZM213 231L216 232L215 230H213ZM222 231H223V230H222ZM226 231H227V228H226ZM233 231H234V230H233ZM233 231H232V232H233ZM249 231H250V230H249ZM261 231H262V230H261ZM263 231H264V230H263ZM71 232H72V231H71ZM78 232H79V231H78ZM82 232H83V231H82ZM85 232H86V231H85ZM108 232H109V231H108ZM108 232H107V233H108ZM142 232H143V231H142ZM144 232H145V231H144ZM144 232H143V233H144ZM163 232H164V231H163ZM175 232H176V231H175ZM177 232H180V231H177ZM181 232H182V231H181ZM190 232L193 233L194 231H190ZM203 232H204V231H203ZM203 232H197V233H203ZM206 232H207V231H206ZM214 232L211 231V233H210V234L214 235L213 238H215V239L219 238L218 236H216V233L214 234ZM232 232H231V233H232ZM238 232H239V233H238ZM247 232H248V231H247ZM250 232H251V231H250ZM256 232L261 233L260 231H256ZM256 232H255V234H256ZM69 233H70V232H69ZM83 233H84V232H83ZM92 233H93V232H92ZM94 233H95V232H94ZM148 233H150V232L148 231ZM156 233H158V230H157ZM167 233L170 234V232H167ZM197 233H196V234H197ZM204 233H205V232H204ZM204 233H203V234H204ZM218 233H219L220 236H221V234H224L223 232H222V233L218 232ZM218 233H217V234H218ZM244 233H245V232H244ZM76 234H77V232H76ZM97 234L99 235V233H97ZM136 234H137V232L135 233V235H136ZM165 234H166V233H165ZM178 234H179V233H178ZM180 234H182V233H180ZM189 234H191V233H189ZM196 234L193 233L192 235H196ZM210 234H209V235H210ZM227 234H228V233H227ZM227 234H226L225 236H227V237H229V236H233L234 238H236V236H234V235H235L234 232H233L234 235H233V234H232V235H227ZM229 234H230V233H229ZM242 234H243V233H242ZM261 234H263V233H261ZM67 235H68V234H67ZM82 235H83V234H82ZM93 235H94V234H93ZM95 235H96V234H95ZM98 235H97V237H98ZM137 235H138V234H137ZM151 235H153V234H151ZM151 235H150V236H151ZM161 235H163V233H162ZM171 235H172V234H171ZM192 235H191V236H192ZM197 235H198V234H197ZM207 235H208V232H207ZM207 235H205V237H206ZM209 235H208V236H209ZM247 235H249V234H246L245 236H247ZM252 235H254V234H252ZM258 235H260V234H258ZM73 236H74V235H73ZM101 236H102V234H101ZM103 236H104V235H103ZM107 236H108V235H107ZM138 236H139V235H138ZM138 236H136V237H138ZM144 236H146V235H143V237H144ZM150 236H149V237H150ZM174 236H175V235H174ZM174 236H173V238L175 239L176 237H174ZM185 236H186V235H185ZM185 236H183V239H185V238H184ZM187 236H188V235H187ZM191 236H190V237H191ZM202 236H203V235L200 234V238H201V240H202V238L205 239V237H202ZM215 236H216L217 238H216ZM243 236H244V235H243ZM261 236H263V235H261ZM74 237H75V236H74ZM76 237H77V236H76ZM95 237H96V236H95ZM156 237H157V236H156ZM162 237H163V236H162ZM165 237H166V236H165ZM181 237H182V236H181ZM210 237H211V236H210ZM221 237H222V236H221ZM223 237H224V236H223ZM223 237H222V239H225V237H224V238H223ZM227 237H226V238H227ZM247 237H248V236H247ZM255 237L257 238V236H255ZM66 238H67V237H66ZM72 238H73V237H72ZM78 238H79V235H78ZM80 238H81V237H80ZM84 238H85V237H84ZM130 238H131V237H130ZM139 238H141V237H138V239H139ZM152 238H153V236H152ZM154 238H155V237H154ZM154 238H153V239H154ZM168 238H169V236H168ZM170 238H171V236H170ZM170 238H169V239H170ZM179 238H180V237H179ZM194 238H195V237H194ZM200 238H199L198 240H200ZM213 238H211V239H213ZM234 238H233V239H234ZM238 238H239V237H238ZM243 238H244V237H243ZM262 238H263V237H262ZM64 239H65V238H64ZM102 239H103V238H102ZM102 239H101V241H102ZM109 239H110V238H109ZM134 239H135V238H134ZM134 239H133V240H134ZM138 239H136V240L138 241ZM142 239H143V238H141L140 241H142ZM144 239H147V238H144ZM150 239H151V237L149 238V240H150ZM161 239H162V238H161ZM177 239H178V236H177V238H176V242H177ZM180 239H181V238H180ZM186 239H187V238H186ZM188 239H189V238H188ZM196 239H197V237H196ZM209 239H210V238H209ZM209 239H208V240H209ZM220 239H221V238H220ZM220 239H219V241H218V239L215 240V241H211V240H209L208 242L206 241V242H207V243H206L207 245H208L209 242H212V244L210 243V246L208 245V246L210 247L208 250H210L213 246H215V248H216V247H217V245H215L216 243H217L218 246H219V243H218V242H221ZM222 239H221V240H222ZM249 239H250V238H249ZM78 240H80V239H78ZM84 240H85V239H84ZM87 240H88V239H87ZM93 240H94V239H93ZM96 240H97V238H96ZM107 240H108V238H107ZM136 240H135V242H136ZM158 240H159V237H158ZM165 240H166V239H165ZM172 240H173V239H172ZM191 240L194 242L193 237H191ZM198 240H197V241H198ZM206 240H207V238H206ZM253 240H254V239H253ZM255 240H256V239H255ZM262 240H263V239H262ZM262 240H261V241H262ZM66 241H67V240H66ZM68 241H69V240H68ZM90 241H91V240H90ZM90 241H89V242H90ZM105 241H106V240H105ZM113 241L115 242V240H112V242H113ZM123 241H124V240H123ZM127 241H129V240H127ZM143 241H144V240H143ZM147 241H148V239H147ZM174 241H175V240H174ZM178 241H179V240H178ZM182 241H183V240H182ZM192 241H189V242L192 243V244H194ZM197 241H196V242H197ZM204 241H205V240H204ZM216 241H218V242H216ZM227 241H228V239L226 240V243H227ZM241 241H242V240H241ZM241 241H240V242H241ZM244 241H245V240H244ZM61 242H62V241H61ZM63 242H64V241H63ZM70 242H71V240H70ZM75 242H76V241H75ZM82 242H83V241H82ZM86 242H87V241H86ZM97 242H98V241H97ZM109 242H111V241H109ZM124 242H125V241H124ZM150 242H151V240L148 241V243H150ZM154 242H155V241H154ZM163 242H164V241H163ZM167 242H168V240H167ZM167 242H166V243H167ZM176 242H175V243H176ZM183 242H184V241H183ZM202 242H203V241H200L201 244H202ZM213 242H215V243H213ZM240 242H239V243H240ZM248 242H249V241H248ZM253 242H254V241H253ZM258 242H259V241H258V239H257V243H258ZM67 243H68V242H67ZM71 243H72V242H71ZM71 243H70V244H71ZM87 243H88V242H87ZM98 243H99V242H98ZM131 243H132V242H131ZM131 243H130V244H131ZM151 243H152V242H151ZM169 243L171 244V242H168L167 244L170 245ZM186 243H187V242H186ZM190 243H189V246H190ZM198 243H199V242H198ZM198 243H197V246L194 247L195 251H198V250H200V248H201V245H200V248H197L198 245L200 244V243H199V244H198ZM222 243H223V242H222ZM222 243H220V244H222ZM226 243L224 244L225 246H226L229 242H228L227 244H226ZM262 243H263V242H262ZM58 244H59V241H58ZM63 244H64V243H63ZM73 244H75V243H73ZM77 244H79V241H78ZM88 244H89V243H88ZM110 244H111V243H110ZM110 244H109V245H110ZM115 244H116V243H115ZM122 244H123V243H122ZM125 244H127V242H125ZM128 244H129V243H128ZM130 244H129V245H130ZM138 244H139V243H138ZM146 244H147V242H146ZM146 244H145V247L147 246ZM152 244H153V246H154V243H152ZM156 244H157V241H156ZM161 244H162V241H161ZM167 244H166V245H167ZM176 244H177V243H176ZM178 244H179V243H178ZM180 244H182V243H180ZM180 244H179V245H180ZM213 244H214V245H213ZM229 244H230V243H229ZM234 244H235V242H234ZM236 244H237V243H236ZM243 244H244V243H243ZM246 244H247V243H246ZM246 244H245V245H246ZM251 244L254 245V243H251ZM260 244H261V243H260ZM59 245H60V244H59ZM67 245H68V244H67ZM75 245H76V244H75ZM75 245H74V246H75ZM84 245H85V243H84ZM104 245H105V244H104ZM106 245H107V244H106ZM109 245H108V246H109ZM112 245L114 246L113 243H112ZM118 245H119V244H118ZM120 245H121V244H120ZM132 245H133V244H132ZM141 245L144 246V244H141ZM157 245H158V244H157ZM157 245H156V247H157ZM164 245H165V243H164ZM172 245H174V244H172ZM195 245H196V244H195ZM204 245H205V243L203 242L202 246H204ZM207 245H205V249H206V246H207ZM211 245H213V246L211 247ZM224 245L222 244V245H220V247H222V246H224ZM241 245H242V244H241ZM253 245H252V246H253ZM256 245H257V244H256ZM55 246H56V244H55ZM62 246H63V245H61V247H62ZM89 246H90V245H89ZM110 246H111V245H110ZM124 246H125V245H124ZM137 246H138V245H137ZM158 246H160V245H158ZM170 246H171V245H170ZM174 246H176V245H174ZM174 246H173V247H174ZM185 246L188 247L187 244H186ZM208 246H207V247H208ZM230 246H231V245H230ZM243 246H244V245H243ZM257 246H258V245H257ZM68 247H69V246H68ZM70 247H71V245H70ZM77 247H78V246H77ZM77 247H76V248H77ZM119 247H120V246H119ZM135 247H136V246H135ZM135 247L133 246V249H134ZM139 247H140V245H139ZM145 247H143V249L147 251L146 248L148 247V249H149V247H151V245L147 246L146 248H145ZM162 247H164V246L162 245ZM162 247H161V248H162ZM173 247H171V248H173ZM176 247H177V246H176ZM192 247H193V245H192ZM192 247H191V249H192ZM231 247H232V246H231ZM233 247H234V246H233ZM244 247H245V246H244ZM249 247H250V245H249ZM254 247H255V246H254ZM260 247H261V246H260ZM260 247L258 246V248H260ZM78 248H79V247H78ZM78 248H77V249H78ZM85 248H86V246H85ZM88 248H90V247H88ZM99 248H101V247H99ZM103 248H104V247H103ZM103 248H102V249H103ZM106 248H107V247H106ZM110 248H111V247H110ZM116 248H117V247H116ZM116 248H115V249H116ZM124 248H125V247H123V249H124ZM131 248H132V247H131ZM131 248H130V249H131ZM136 248H138V247H136ZM136 248H135V249H136ZM157 248H158V247H157ZM164 248L166 249V247H164ZM169 248H170V247H169ZM169 248H167V250H168ZM174 248H175V247H174ZM174 248H173V250H175ZM215 248H213V250H214ZM217 248H218V247H217ZM217 248H216V249H217ZM222 248L224 249L225 247H222ZM222 248H221V249H222ZM229 248H230V247H229ZM235 248H236V247H235ZM239 248H240V246H239ZM242 248H243V247H242ZM252 248H253V247H252ZM255 248H257V247H255ZM255 248H254V250L257 251L258 249L256 250ZM102 249H101V250H102ZM108 249H109V248H108ZM108 249H107V251H108ZM112 249H113V248H112ZM117 249H118V248H117ZM120 249H121V247H120ZM128 249H129V246H128ZM151 249H153V248H151ZM154 249H155V248H154ZM154 249L152 250L153 252H155V250H156V249H155V250H154ZM158 249H160V248H158ZM191 249H190V250H191ZM196 249H198V250H196ZM221 249H219V250H221ZM227 249H228V248H227ZM227 249H226V250H227ZM232 249H233V248H232ZM247 249H248V248H247ZM54 250H55V249H54ZM64 250H66V249H64ZM103 250H104V249H103ZM103 250H102V252H103ZM139 250H140V249H139ZM139 250H136V251H139ZM163 250H164V249L162 248V251H163ZM171 250H172V249H171ZM203 250H204V248H203ZM208 250H206V251H208ZM224 250H225V249H224ZM230 250H231V248H230ZM230 250H229V251H230ZM237 250H239V252H240V249H237ZM245 250H246V249H245ZM251 250H252V249H251ZM260 250H261V249H260ZM52 251H53V250H52ZM62 251H63V249H62L60 252L63 253ZM72 251H73V250H72ZM104 251H106V250H104ZM107 251H106V252H107ZM110 251H111V250H110ZM119 251H120V250H119ZM119 251H118V252H119ZM131 251L133 252V250H131ZM134 251H135V250H134ZM156 251H159V250H156ZM191 251H192V250H191ZM195 251H194V252H195ZM200 251H202V249H201ZM216 251H217V250H216ZM216 251L214 250V251L212 252V250H211V251H209L208 255H209L211 252H212V253H215ZM248 251H249V249H248ZM255 251H254V252H255ZM114 252H115V251H114ZM114 252H113V253H114ZM124 252H125V251H124ZM126 252H127V251H126ZM160 252H161V250L159 251V253H160ZM194 252H193V253H194ZM203 252H204V251H203ZM203 252H202V253H203ZM225 252H226V251H225ZM237 252H238V251H237ZM237 252H236V253H237ZM239 252H238V253H239ZM241 252H242V251H241ZM251 252H252V251H251ZM58 253H59V252H57V255L60 254V253H59V254H58ZM70 253H71V251H70ZM75 253H76V252H75ZM108 253H109V252H108ZM108 253H107V255H108ZM116 253H117V251H116ZM121 253H122V252H121ZM128 253H129V252H128ZM134 253H135V252H134ZM144 253H145V252H144ZM146 253H148V251H147ZM151 253H152V252H151ZM151 253H149V255H150ZM159 253H158V254H159ZM204 253H205V252H204ZM204 253H203V254H204ZM218 253H219V252H218ZM222 253H223V251H222ZM79 254H80V253H79ZM126 254H127V253H126ZM130 254H131V253H130ZM139 254H140V253H139ZM141 254H142V253H141ZM152 254H153V253H152ZM154 254H155V253H154ZM194 254H195V253H194ZM196 254H197V253H196ZM196 254H195V255H196ZM200 254H201V253H200ZM60 255H61V254H60ZM60 255H59V256H60ZM66 255H67V254H66ZM69 255H70V254H69ZM69 255H68L67 257H69ZM72 255H73V254H72ZM117 255H118V253H117ZM123 255H124V254H123ZM127 255H128V254H127ZM166 255H167V254H166ZM166 255H164V256H166ZM197 255H198V254H197ZM205 255H206V254H205ZM210 255H211V254H210ZM212 255H213V254H212ZM212 255H211V256H212ZM219 255H220V254H219ZM223 255H225V254L223 253ZM223 255H222V256H223ZM84 256H86V255H84ZM84 256H81V257H84ZM115 256H116V255H115ZM128 256H129V255H128ZM135 256H136V255H134V259H135L136 257H138V256H136V257H135ZM143 256H144V255H143ZM146 256H148V255H146ZM151 256H153V255H151ZM154 256H156V255H154ZM161 256H162V255H161ZM161 256L158 255V258L161 259V258H162ZM215 256H216V255H215ZM54 257H55V256H54ZM54 257H52V259H53ZM86 257H87V256H86ZM86 257H85V258H86ZM116 257H117V256H116ZM116 257H114V258H116ZM124 257H125V256H124ZM140 257H141V255H140ZM140 257H139V258H140ZM148 257H149V256H148ZM197 257H198V256H197ZM208 257L211 259L210 256H208ZM212 257H213V256H212ZM49 258H50V257H49ZM56 258H57V257H56ZM59 258H60V257H59ZM112 258H113V257H112ZM112 258H111V259H112ZM118 258H119V256H118ZM118 258H117V259H118ZM120 258H121V257H120ZM120 258H119V259H120ZM125 258H126V257H125ZM131 258H132V257H131ZM150 258H151V257H150ZM166 258H167V257H166ZM205 258H206V256H205ZM216 258H217V257H216ZM218 258H221V257H218ZM50 259H51V258H50ZM78 259L80 260L81 258H78ZM86 259H87V258H86ZM140 259H141V258H140ZM140 259H139V260H140ZM142 259H143V258H142ZM144 259H145V257H144ZM148 259H149V258H148ZM148 259H147V262L150 261V259H149V260H148ZM153 259H154V258H153ZM206 259H207V258H206ZM206 259H205V260H206ZM212 259H213V258H212ZM212 259H211V260L208 259V260H209L210 262H212ZM67 260H68V259H67ZM120 260H122V259H120ZM127 260H129V259H127ZM199 260H200V256H199ZM50 261H51V260H50ZM56 261H57V260H56ZM60 261H61V259H60ZM74 261H75V260H74ZM76 261H78V260H76ZM109 261H110V259H109ZM130 261H131V259H130ZM135 261H136V260H135ZM158 261H159V260H158ZM58 262H59V261H58ZM68 262H69V260H68ZM81 262H83V261H81ZM84 262H85V261H84ZM117 262H118V260H117ZM126 262H127V261H126ZM138 262H139V261H138ZM138 262H137V263H138ZM142 262H143V261H142ZM142 262H141V263H142ZM145 262H146V261H145ZM160 262H162V261L160 260ZM163 262L165 263V260H164ZM202 262H203V260H202ZM210 262H208V263H210ZM45 263H47V262H45ZM62 263H63V262H62ZM77 263H78V262H77ZM113 263H114V260H113ZM118 263H119V262H118ZM122 263H123V262H122ZM129 263H131V262H128V263H126V264H129ZM164 263H162V264H164ZM47 264H52V263H47ZM56 264H57V263H56ZM58 264H59V263H58ZM63 264H64V263H63ZM65 264H67V263H65ZM72 264H73V263H72ZM84 264H86V263H84ZM116 264H117V263H116ZM158 264H159V262H158ZM166 264H167V263H166ZM217 264H218V263H217Z\"/></svg>",
	"mask_w": 264,
	"mask_h": 264
}]
</instances>
